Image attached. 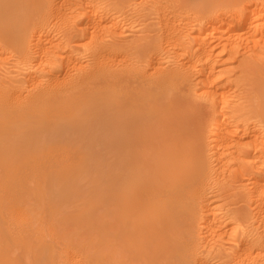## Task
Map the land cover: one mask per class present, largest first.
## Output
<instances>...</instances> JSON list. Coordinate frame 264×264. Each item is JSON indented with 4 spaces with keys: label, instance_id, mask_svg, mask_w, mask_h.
<instances>
[{
    "label": "bare ground",
    "instance_id": "bare-ground-1",
    "mask_svg": "<svg viewBox=\"0 0 264 264\" xmlns=\"http://www.w3.org/2000/svg\"><path fill=\"white\" fill-rule=\"evenodd\" d=\"M137 1H139V0H137ZM146 1L149 3V0H146ZM195 1H196L195 2L196 4H190V3L188 4L189 0H155L152 5L150 4V7H152V9L150 11H147L149 13H145L147 15H144V16L146 17V16L153 15L152 17L155 19V21L158 20V23L160 26H158L157 25L158 23H157L156 28H154L155 25L152 28L153 24H155V22L153 21V24L151 25V27L146 26L142 30L141 29L139 30V31H141V35L140 34L136 35L135 33H133L134 35H133V37H131L132 35L129 36L126 34L127 31H126L125 27L127 25H129L131 22L133 23V21H135V20L132 19L133 21H131L129 24H126L125 27H124L125 24L122 25V23H124V22L127 23L126 21H124L125 19L127 20V17H130L132 13L136 12L135 9L137 7L134 6L135 8H132L133 4L136 2L133 1L132 2L133 4H132L131 0H0L1 19H4V21L10 20L11 22H8L7 23L8 25L10 23H11L10 25H12L14 23V24H16L15 26H17V30L15 29V26L13 28V29H15V34H14L15 35V38H14L15 41L12 40L13 43L16 45L17 50L14 47V48H11L10 52H12V50L13 51L16 50L19 58L21 59L20 60L18 58V60L23 61V63H26L25 65L31 64V63H34V65L35 64H37V65L39 64L40 66L42 65L40 67L41 69L39 71L37 70L38 72L37 71L34 72L37 68H35V70L33 71V68H34V65H33L32 66V72L30 71L31 74L27 70L29 67L26 69L28 74L31 75V77H29L30 79L28 78V75L26 77L30 81H28V79H27V81H25V77H23L24 75H22V77L20 76L26 83L29 82V86L26 85V87H28V89H23L26 91V94H24V95L27 99H30L32 102V100L34 101L35 99L37 100L40 97L42 98V96L44 95V93L46 91H52V89H55V90H57V89L62 90L63 89V91L64 90L65 91L75 90L74 92H76L78 90V88H80L82 86H83L82 88L84 89L85 84L87 87L88 84H90V83L93 84V82H95V80H96V82H99V81H97V79H99L101 81L99 83L101 84L100 88L102 91H99L101 93V94L100 93L99 94L101 96H106V97L109 96V94H111L115 99L114 105L112 108V110H113L112 112L114 113V122L113 123H114V128H115L113 138L111 137L113 147L111 148L112 150L110 149L111 153H108L111 156V158H110L111 159V170L109 169V171H111L110 176L112 177V179L111 178H109V179H111L112 185H113V189H112L113 191L110 190V192L114 193V200H113L114 205H113V209H112V210H114L113 211L114 213L113 214L111 213V215L116 216V222L114 221L116 223V224L114 223L115 224L114 225V232H115L114 235L116 237H113V238H116L117 246H116L115 261L113 259V261L115 262L114 264H126L125 263L126 260L123 261L122 259H120V256L124 255V254H121V251L125 250L124 252L130 254L129 256L131 257V255H134L135 253L139 254L141 252L140 250H142V249L144 250V253H145L146 252L145 251L146 246H147V248H149L148 249L149 251L147 250V252H149V253H147L146 257L148 259V263H151V264H211L208 262L207 257L202 256V254H204L207 251V250L205 251L204 248H203L204 250L201 249L202 246L200 245V241H201V238L204 236V235L202 236V234L208 235L211 233V231H212V233L215 232V234L219 232L218 235L217 234L216 235L219 237V239L221 238V240L224 241L227 238H224V239H222V238L225 236V234L228 235L226 233V229H224V228H228V227L227 226L225 227L224 226L225 224L222 225L220 223V220L222 218L219 220L218 214L221 212H219L217 214L215 210H214L215 212L213 211V208L215 206L213 207L210 204V200L212 199V197H214V198H217L218 196H219L218 198H221L222 196L224 197V194H226L227 192H229L226 194V196H228V197H234V196H236V194L238 195V190H236L237 191L236 194H235V192H231L230 191L231 187L228 189L227 184L231 181L236 182V180H238L239 182H241L243 180L237 179L236 174L235 175L232 174L233 177L231 180V178L228 177V174H230V176H232L231 173L226 174V171L228 169H230V167L232 166V163H234L232 160H234L236 163V161H239L242 157L248 158V156L253 158L252 159L253 165H254V162L256 165V166L254 165L255 166L254 168L256 169L253 172L254 175L251 174V175H253L251 177V175L248 174V177H246L244 179V181H245V184L243 185L244 188L238 187V188L242 189L240 191L242 194L239 193L240 197L236 198V200L233 201L234 202L233 204L235 206L233 208L231 207L227 211H223V212H225V213L222 212V214H224V215H222V214H220V215H222V217L224 216V217L231 218V219H233L232 220L233 222L235 220V221L239 222V224L241 223L244 225V228H243V230L241 229L240 234L238 233V235H232L235 233L234 230L237 231V229L240 226L236 229L235 225H234L235 222L230 223L231 225H233L231 227L232 230L234 227V230H233L234 233H232V234L229 233L228 239H230V240L229 241L226 240V241L229 242V244L230 243L233 244V242H234V245L231 249L226 245L227 246L226 250L229 248L228 249L229 252L231 250L233 251L235 249L238 252H241L240 250H242L243 253L245 252V254H247L248 257H247V255L242 254V252H241V254L244 256L243 260H245V257H247L248 261L246 263L244 261V263H243V260L241 259L243 264H264V147H263L264 146L263 145L264 136H261L263 134L262 132L260 133L258 131L259 134H261V135L254 134L252 132L258 126H256L255 129H254V127L252 128V126H251V129H254V130L250 131V129L244 128V127H246L245 125H243L242 126L243 128H242L241 126H239L238 122H236L237 124L235 123V119H236V115H237L236 112L234 113L235 107L231 108L232 106H230L229 102H232V101L231 100L227 101V100H229V98L231 99V97H233V94L235 96V93L237 90L236 91L234 90L235 93H232V90L235 88L231 87L232 89H230V91H231L230 94L231 93L232 94L228 98V95H229L228 89L230 87H226L225 85L229 86V84H224V85H223V83L221 84L220 80L223 77H221V78L218 77V76H221L220 74L224 70H222V71L220 70V72H219L220 74H217L216 71H218V69L216 70L217 64H215L216 62H218V60L215 61L216 56L219 55L218 51H221L220 54L222 52L223 53L228 52L227 55H230L232 57L235 55V57H236L237 54H239V56L242 55L241 51H243V52L249 51V50H247V47H248V49L250 48V46H248V45H250V43H252L253 46L254 45L257 46L259 43H261V41L264 40V0H195ZM142 2H143V0H142ZM150 2H153V0ZM45 4L47 5V8H48L47 11H49V12L48 13L45 12V14H42L43 10L46 8ZM144 4H147V3H144ZM146 6H149V5H145V9L147 10ZM150 7H149V9H150ZM139 10L141 11L140 8H139ZM139 10L137 12H140ZM142 12H144L143 9H142ZM135 14H133V15H135ZM139 14H137L138 17H140L142 13L140 15ZM50 16L53 17L54 20L61 21V25H62V23L65 24V22L67 24L69 23V28H68L69 31L64 30L65 35H67L65 37L69 36L68 39H66V38L62 39L63 37H61V35H62V31H61V32H59L61 34V35H59L60 37L57 38V36H56V38L57 39L60 38V40H58L56 42L55 38L50 39L49 41L53 40V41H55V43H52L53 42L52 41L51 43H49L47 45L46 40H48V39L45 38L46 39L45 40L46 42H45L44 36H43L44 35L43 33L47 32V31H45V32H43V31L45 30L46 27H48V24H50L52 26V23H49L50 18H51ZM133 17H131V18H133ZM143 19L145 20V18H143ZM154 19H152V20H154ZM147 20H148V17H147ZM192 20H195V21L197 20V24L194 23L196 25V27L194 26L195 28L192 31H189L188 27H189L190 23L192 22ZM59 23L60 22H58L57 24H59ZM3 24H5V22ZM67 24H66V27L68 26ZM131 24H130V26H131ZM191 25H192V23H191ZM191 25H190V27H191ZM76 26L78 28L77 31L80 32V34L82 36L84 35L85 38L86 37L89 38V40L88 39L84 40V38L83 39L81 38L84 41V43H85V41L87 42V40L89 41L88 43H86L88 48L87 49L85 48V50L89 49V52H87V53H89L88 56L90 55V59L87 61L86 60L84 61V59L86 58V55H87V53H86V51H84V49H83V51L86 53L85 56L82 55L84 57V59L79 58V56H78L79 53H78V55L76 54L77 56L71 55L72 52L69 53L71 51L72 47L77 45L78 40H80V39H78L77 41L75 40V43H74V40L73 41L71 40L74 36H76V35H73V33L76 31L75 28H74L75 31H73V27H76ZM134 26H136V25H134ZM58 27H59V25H57V28ZM63 27L65 29V26H63ZM129 27L127 29H129ZM57 28L55 27V30L63 29V28H58V29ZM133 28H135V27H132V29ZM2 29H4V27ZM6 29L7 28H5L4 31H6ZM9 29H8V31H9ZM53 29H54V27H53ZM46 30H47V28H46ZM12 31L13 30H11L9 32H12ZM54 31H53V33H54ZM55 32H57V31H55ZM132 32H134V31H132ZM136 33H137V31H136ZM138 33H140V32H138ZM54 34H56V33H54ZM49 35H47V37ZM51 36H54V35H52V33H51L49 38H53ZM7 37H9V34L7 35ZM11 38H13V37H11ZM3 40H5V39H3ZM10 40L11 39H8L9 42H10ZM139 40H143L142 44L144 43V45L139 44V42H138ZM164 41L167 43V45L164 44ZM136 42H138V44ZM78 44L80 45L81 42H78ZM3 45H5V44H3L0 41V53H2V51L5 49L4 48L5 46H3ZM79 45L75 46L74 49L78 47L77 48L78 51L82 50V48L79 49L80 48ZM9 46H7L8 49H9ZM215 49L218 50L217 51L218 54L216 56L214 55ZM254 49H253V51H254ZM4 51H6V49ZM73 51H75V50H73ZM7 52H9V51H7ZM3 53L5 55H7L5 52H3ZM3 53L1 55L5 56ZM14 53L17 54L16 52H14ZM14 53H13V55H14ZM246 54H247V52H246ZM8 55H10V54L8 53ZM13 55H11V56H13ZM165 55H166V57H165ZM168 55L169 56L170 55L183 56L184 60H185L184 62L182 61L183 66L178 64V66H176V67H171V68L169 67L168 68L165 65L166 62L164 63L165 58L169 59L167 57ZM230 56H227V57H229V59L227 58V61L232 58ZM9 58H10V56H9ZM15 58L17 59V57H15ZM237 58H238V56L236 57V59ZM91 59H97L96 60L97 65L93 66L95 60L93 61L92 65H91V63L89 62ZM170 60H173V59H170ZM223 60H224V58H223ZM225 60H226V58H225ZM4 62L6 63V61H4ZM243 62L241 63V64H243L241 67L244 68L243 70H244V72H246V74L244 72H242L243 75L244 74L246 75L245 78H243L245 80L236 83V85L238 86L239 83L242 85L243 82H244V84L247 82L248 85H252V87L255 90V87L253 86L255 84L256 90L258 92L257 94H259V97L261 98L260 105L259 104L258 105L262 106V108L260 107L261 109L258 108L259 109L258 115H255V116H256V118L259 116L261 118V120L264 121V71L262 73L260 71H257L258 69L254 70L251 67V65L247 64L246 61L243 60ZM169 63L171 64L172 61ZM19 64H21V62ZM19 64L17 63L18 70L21 69L19 67L22 66V65L19 66ZM174 64H176V63L174 62ZM27 66H23V67L26 68ZM2 67L4 68V66H2ZM2 70H4V69H2ZM22 70H20V71L22 72ZM225 71H227V70H225ZM240 71H241V69H240ZM24 72H26V71H24ZM0 73H2V71H0ZM242 73L240 72V75ZM12 74H14V72ZM23 74H25V73H23ZM16 75H17V73H16ZM222 75L224 76L225 74H222ZM10 76H9V78H10ZM25 76H26V74H25ZM0 77H2V76H0ZM7 77H8V75H7ZM14 77H12V78H14ZM20 77H19V79H20ZM12 78H11V81H12ZM240 78H238L239 79L238 81L242 80V78L241 79ZM2 79L0 78V95H1V98H2V95L4 96L3 99L5 101L4 100H3V102H1L2 100L0 101V136L3 135V137H6L5 138L6 140L5 139L3 140L5 144L4 143L3 144H4V148L6 147L7 151H4V148H3V152L0 153V158H1V160L6 161V163L8 162L10 164L11 163L15 164V167H13V168H16L17 164L14 163V160L18 161L19 159H17V157L18 156L20 157L21 155H17L16 158L14 156L15 159H13V157L9 159L7 157H10V155L9 154L7 155L6 152H12V154L14 153L13 155L21 153V151L19 153H17V152L19 151V149H21L23 147L22 146L21 148H19V146H21V144L24 143V142H22L24 139L21 141V144H19V140L24 138L25 137L24 135L27 134L26 132L28 130V127L26 125L30 124L31 122H42L43 119H39V118L44 117L45 113L43 114V112H40V113H42L40 115L36 112L37 117L34 114L35 112L34 113L33 112L30 113V111H29V113L26 112L28 109L25 111L26 113H24V110H23L24 106H22V105H24V103L27 102L28 100L25 101L23 99V103L21 104L22 100L20 102L19 99H17L19 101L20 105H18L19 103L17 104V102H16L17 108L14 105L13 109L17 110L19 106L20 107L22 106L23 112L20 111L19 113L17 112L18 114H12V115H14V117H12L9 113L11 111V109H10V111H8V105H10L9 108H11V104H12L11 102H13L14 99L12 101H9L10 99L7 100V98H9V97L12 98L11 95L14 96V94L17 95L14 98H18V96H22L23 92H22V88L20 87V86H22V84L21 85H14L15 83H9L10 81L7 82L8 78H6V81H4ZM194 79L196 82L194 81ZM16 81H19V80H16ZM12 82H15V81L13 80ZM16 83H18V82H16ZM192 83H195L193 89H192L193 85L191 87ZM249 83H253V84H249ZM98 86H100V85H98ZM246 86H247V84H246ZM246 86L244 85L242 87V89L243 88L249 89ZM11 88H15V89H11ZM100 88H99V90H100ZM20 89H21V91L18 93V91ZM49 89H51V90H49ZM90 89H92V88H90ZM246 89H244V90H246ZM10 90H11V92H9ZM55 90H53V92H56ZM191 90H194L193 94H192ZM254 90H250L249 92L254 91ZM81 91L82 90H80V92ZM240 91H242V90H239L238 92H240ZM53 92H49V93H53ZM95 92H96V94L98 93L97 91H94V93ZM247 92L246 91L244 92L245 97L248 95ZM9 93H11V95ZM65 93H67V92H65ZM68 93H70V92H68ZM84 93L85 92H83L82 94H84ZM46 94L48 95V93H46ZM56 94H58V92ZM82 94H81V96H82ZM50 96H51V94H50ZM194 96L201 99L202 102H196L195 101L196 99H194ZM238 96L239 95H237V97ZM251 96H253V95H251ZM251 96L249 95L250 98H251ZM83 97H84V95H83ZM91 97H92V95H91ZM243 97L241 99H246L245 101L248 100L247 99L248 97H246V98H243ZM41 98H40V100H42ZM62 98H65V97L63 96ZM72 98H73V96H72ZM72 98L70 100H72ZM256 98H258V96ZM65 99H63V100L66 101ZM44 100H46V98ZM54 100H56V99H53V101ZM59 100H61V99L59 98ZM80 100H81V98H80ZM91 100H92V98H91ZM100 100H102V99H100ZM100 100L98 99L99 102H101ZM109 100L111 101V99H109ZM257 100H259V99H257ZM29 101L27 103H31ZM75 101L79 102L78 99ZM87 101H89V100H87ZM98 101L96 100L97 104L99 103ZM107 101H108V99H107ZM44 102L45 101H43V103ZM51 102H52V100H51ZM70 102H72V101H70ZM56 103L57 102H55V104ZM60 103H63V102H60ZM93 103L96 104L95 102H91V104H93ZM104 103L108 104L107 102H102L101 105L103 106ZM112 103H113V101H112ZM47 104H49V103H47ZM72 104H74V103H72ZM75 104H78V103H75ZM85 104H88V103L86 102ZM246 104H248V102ZM255 104H257V103H255ZM43 105H46V103L42 104V106L39 107V109L42 108ZM52 105L53 104H51V106ZM56 105L59 106L60 104L59 105L56 104ZM63 105L64 104H62V106ZM88 105H90V103ZM206 105H208V106L210 105V108L211 107H213V108L218 107V110H216L215 112L211 110L214 113V116H213L211 121H210L211 118L209 120H207L208 122L206 121V119H204V121H206L207 123H205L203 121L204 117L201 118V114H202L201 110H203L202 108H204ZM35 106H38V105H35ZM105 106H103V107H105ZM60 107H57V108L61 109ZM76 107H78V106H76ZM76 107H74V108H76ZM89 107H86V108H89ZM110 107H111V105H110ZM35 108H37V107H35ZM80 108H81V106H80ZM82 108H83V106H82ZM86 108H84V109H86ZM92 108L94 109L96 107H94L92 105V107L89 109H92ZM236 108L238 109V111H239V109L242 110V108H240V107L238 108L236 106ZM47 109H49V108H47ZM63 109L64 108H62V110ZM100 110H102L104 112L103 109H100ZM78 111H80V110H78ZM96 111H98L97 108L95 110V113H96ZM239 112L238 113L241 114V116L243 115V117H245L244 112H241V111H239ZM81 113H83V112H81ZM100 113H102V112L100 111ZM49 114H51V112ZM49 114H48V116H49ZM98 114H99V112L96 113V116ZM239 114L237 115V117L242 118L239 116ZM54 115H56V114H54ZM59 115L64 117V113H62V115L61 114H59ZM94 116H93V119H94ZM202 116H203V114H202ZM249 116L251 117V114ZM45 117H47V114ZM53 118H55V117H53ZM57 118H59V117L57 116ZM66 118L68 119V116L65 117L63 121H65ZM70 118H71V116H70ZM86 118H84L83 120H85ZM245 118H248V117H245ZM245 118H242V119H244V120H246V122H248L247 119H245ZM49 119H51V117ZM79 119L80 118H78L76 120L74 119V120L78 121ZM87 119L91 120V117L90 118L88 117ZM13 120L17 121V122L15 123ZM47 120H48V118H47ZM47 120H46V122H47ZM110 120H112V119H110ZM244 120H243V122H244ZM80 121H82V120H80ZM209 121H210V123H209ZM239 121L241 123L240 119H239ZM103 122H105V121H103ZM246 122H245V124L246 125L248 124L247 126L250 127V125H249L250 123H246ZM52 123H54V122H52ZM52 123H50V124L52 125ZM82 123H83V121H82ZM87 123H88V121H87ZM259 123H260V121H259ZM259 123H258V125H259ZM55 124H56V120H55ZM63 124H65V123H62L61 127H63ZM89 124H91V123H89ZM252 124L253 123H251V125ZM66 125H68V124H66ZM106 125H107V123H106ZM106 125H104V126H106ZM255 125H257V124H255ZM84 128H85V126H84ZM95 128H96V126H95ZM259 128L261 129V127H259ZM259 128L256 129L255 131L260 130ZM38 129L40 131V128H38ZM47 129H48V126H47ZM54 129H56V127ZM64 129H66V128H64ZM109 129H111V128H109ZM262 129L260 131H262ZM37 130L35 131L33 129H31V130L29 129V131H31V132L32 131L37 132ZM43 130L45 131V129L42 128L41 134H43V133L46 134V132L42 133ZM82 130H83V128L81 127V131ZM24 131H25V133L23 134L22 132H24ZM78 131H80V129ZM93 132H95V131H93ZM263 132H264V130H263ZM78 133L79 132H77V134ZM80 133L82 134V132H80ZM91 133H92V131H91ZM255 133H257V132H255ZM21 134L24 137L21 136ZM29 134H27V135H29ZM37 134H38V132H37ZM72 134H74V133H72ZM30 135L32 137H33V135L36 136L34 133H33V135L32 134H30ZM50 135H51V133H50ZM93 135L95 136V139H96L97 135H95V133L94 134L92 133V136ZM56 136H57V134H56ZM69 137H67V138H69ZM81 137H83V136L81 135ZM89 137H91V136L89 135ZM106 137H109V136H106ZM261 137H263L262 140H261ZM26 138L30 140L27 142H31L32 138L30 136H29V138L26 136ZM57 138L59 139L60 137L57 136ZM93 139H94V137L92 138V140ZM95 139L93 141H91V143L94 142ZM39 140H41V139H39ZM49 141H47V143ZM56 141H57V139H56ZM40 142H42V141H40ZM50 143H51L50 145H52V146L55 145V144H52L53 141ZM60 143H61V141H60ZM77 143H79V142L77 141ZM84 143H85V141H84ZM95 143H96V141H95ZM27 144H25V146ZM99 144L101 145V143H99ZM30 145H31V143H30ZM65 145H67V144H65ZM71 145H69V146H71ZM75 145H77V144H75ZM109 145H111V144H109ZM29 146H27V147H29ZM69 146H66V147L68 148ZM92 146H93V144H92ZM0 147H1V145H0ZM36 147H38L37 144H36ZM49 147H51V146H49ZM62 147H63V145H62ZM95 147H96V144H95ZM42 148L44 151V146ZM75 148H76V146H75ZM0 149L2 150V147ZM28 149L30 150L31 148H28ZM39 149H40V147H39ZM48 149L50 150V148H48ZM26 150L27 149L25 148V151ZM234 151H235L236 156L234 154ZM51 152H52V150H51ZM54 152H56V151H54ZM45 153L46 152L44 151V154ZM76 153H78V152L76 151ZM76 153L75 152L73 153L74 156L76 155ZM232 153L234 155V158L233 157H232V159L228 158V156ZM34 154L36 155V152ZM48 154H50V152ZM84 154L82 153L81 155H84ZM58 155H59V153H58ZM103 155H104V153H103ZM27 156H26V158H27ZM71 156H72V158L76 157V156L73 157V155L69 154L68 156L66 155V158H68V160H69V158ZM85 156L86 155H84V157ZM38 157H39V155H38ZM41 157H40V159H41ZM55 157L56 156L54 154V158ZM102 157H104V159L101 161V165L98 164L97 166H100V167L102 166V168H103L108 163H106V158H107L106 155L102 156ZM22 158H24V157H22ZM28 158H27V160H28ZM30 158H32V157H30ZM61 158H62V160L64 159L65 161H67L62 156H61ZM247 158L243 159L244 160L242 162L243 165L245 164L244 162L247 161ZM34 159H36V156ZM50 159H52V158H50ZM50 159H48V160H50ZM81 159H82V157H81ZM230 159H231V161H230ZM242 159L240 160V162L242 161ZM38 160L39 159L37 158V161ZM82 160L84 163L86 162V160L84 161V158ZM250 160H251V158H250ZM33 161L35 163V160H33ZM228 161L231 162V165L229 164ZM248 161H249V158H248ZM57 162H61V161L58 160ZM83 162L80 161L78 163L81 164ZM29 164H30V162H29ZM35 164H37V163H35ZM40 164H41V162H40ZM52 164H54V163H52ZM67 164L68 163H66V165ZM73 164L71 165L73 170L69 169V168H71V167H68L69 164L67 165V167L69 169V170H67V174L65 171H64L65 174L63 173L66 176V178H67V176H68V178L70 176V175H68V172L71 174V171L72 172L74 171L75 166L73 167ZM79 164H78V167H79ZM83 164H81V166ZM228 164L230 165V167L226 170L225 166L227 165V167H228L229 166ZM21 165H23V164H21ZM240 165L238 166L237 171L239 168L242 167ZM7 166H9V165H7ZM39 166H42V165H39ZM46 166H47V164H46ZM62 166L63 165H61L60 167H62ZM2 167H3V164H2V166H0V170H1L0 173L4 174L6 171L3 172L5 169L3 170ZM60 167H58V168H60ZM67 167L64 166L62 168L66 170ZM85 167H86V165H85ZM217 167L220 170H222L223 167H225L224 168L226 170V171H224L225 174H224V172H222V174L226 175L228 177L227 179H226V177L224 178V176H221V179H220L219 176L222 174H220V175L217 174V175H219V176H217L219 178L215 177L216 175L214 176V174H215L214 170H217ZM34 168H35V166H34ZM81 168H80V170H81ZM88 168H86V169H88ZM251 168H253V166ZM22 169L24 171H26L23 167H22ZM243 169H241V170L239 169V171H241V172H239L240 176L245 171V170L242 171ZM27 170H28V168H27ZM219 171H218V173H221ZM35 172H38V171H35ZM228 172H230V171H228ZM29 173H31V172H28L27 174H29ZM32 173H33V171H32ZM56 173H57V171H56ZM58 174H59V172H58ZM77 174H78V172H77ZM82 174H83V172H82ZM86 174H87V170H86ZM99 174H101V176H102V173H99ZM106 174L107 173L104 172L103 178L101 177L103 182L106 181V179H105ZM24 175H22V176H24ZM50 175H52V174L50 173ZM54 175H56V174H54ZM3 176H5V175H3ZM62 176L58 175L57 177L59 179H56V180L60 181V180L64 179V178H62ZM76 176H74V178ZM240 176H238V178ZM25 177H27V176H25ZM94 177H99V176L95 175ZM243 177H245L244 174H243ZM15 178H17L16 173H14V177H9L8 181L6 180L3 182V179H1V178L0 179L4 185L6 183L5 187L7 189L10 186L15 187V186H17V184L20 185V183H18V180ZM27 178L29 179L30 177H27ZM46 178H48V175L46 176ZM229 178H230V180H228ZM241 178H242V176H241ZM67 179L63 180L64 184H62V186L60 184H57L60 186V189H62L61 187H63V185L65 186L67 184L66 183ZM76 179H78V178H76ZM94 179L95 178L92 179L93 184L95 182ZM101 179H99V180L101 181ZM32 180H34V179H32ZM53 180H55V179H53ZM68 180L71 181L70 179H68ZM72 180H73V176H72ZM9 181L11 182V185L8 186L7 183H9ZM21 181H23V180H21ZM29 181H30V179H29ZM63 181H62V183H63ZM74 181H75V179H74ZM107 181H108V178H107ZM19 182H20V180H19ZM55 182H57V181H55ZM235 182H231V183L234 184ZM25 183H26V181H24V184L22 182V184L24 186H25ZM30 183H32V181H30ZM44 183L45 182H43V184ZM50 183L52 184L53 181ZM95 183H97V180ZM0 184H1V182H0ZM22 184H21V187H22ZM43 184H41V185H43ZM35 185H37V180H36ZM35 185L33 184L32 187H34ZM98 185H101V184H98ZM24 186H23V188L25 189L26 187H24ZM46 186H47V183H46ZM32 187H30V188H32ZM73 187L74 186H72V189H73ZM76 187H77V181H76ZM94 187H92V189ZM232 187H234V186H232ZM2 188H1V190H2ZM11 188H9V189L11 190ZM20 188H17V189H20ZM43 188H45V187H43ZM79 188L80 187H78L77 190ZM100 188L101 187H99L98 189L100 190ZM102 188L104 189V187H102ZM9 189H7V191H9ZM26 189H28V188H26ZM33 189H35V188H33ZM33 189H32V191L35 194L36 192H34ZM39 189H40V187H39ZM72 189L70 188V191ZM3 190H4V188H3ZM23 190H21V191H23ZM63 190H64V187H63ZM65 190H64L63 194L65 193ZM95 190H92V191H95ZM7 191L4 192L3 194L13 192L12 194L10 193V197L13 196L11 198L12 199L11 202H14V203L17 201V199L20 200V198H23L24 196H26L28 198L32 194V192H31V194H29L28 192L31 190H28V192H25V191L24 192H25V194L27 193V195L29 194V196L24 195V193H23L22 194L23 196L20 194V196H21L20 197L19 193L21 191L20 192L16 191L17 193H15V189L13 191L12 190L9 192H7ZM40 191L44 192V189H42ZM81 191H80V193H81ZM61 192L62 191H60V193ZM110 192H109V194H110ZM41 193L42 192H40L39 195H41ZM57 193H59V192L56 191V194ZM76 193H78V192H76ZM89 193H88V195H89ZM91 193H93V192H91ZM72 194L74 196V193H72ZM68 195H69V192H68ZM88 195L86 197L84 196L83 198H87ZM97 195L98 194H96V196ZM108 195L105 194L104 196L107 197ZM231 195H234V196H231ZM3 196H5V195H3ZM76 196H77V194H76ZM76 196H75V198H76ZM90 196H92V195H90ZM104 196H103V198H104ZM8 197H9V194H8L7 198L5 196L4 197L5 199L4 198L3 199L5 201H8V199H10V197L9 198ZM26 197H24L25 199L24 198L22 199V200H24L23 202L28 201V200H26L27 199ZM79 197H81V195ZM228 197H226V199ZM31 198H32V200H30L31 202L37 201L36 197H35L36 200H35V198L33 200L32 196H31ZM31 198H29V199H31ZM70 198H73V197L71 196ZM70 198H69V200H70ZM99 198H101L100 195H99L98 199ZM103 198H101V199H103ZM13 199H14V201H13ZM87 199H89V198H87ZM64 200H67V197ZM95 200H96V198H95ZM18 201L14 204L15 206L13 205L14 208L12 206L13 203L10 205L8 204L9 206L8 205L7 206L9 207V209H10V207L13 209H16L18 207L20 209L19 203L21 200L19 201V203H18ZM44 201H46V199L43 200V202ZM79 201H77V202H79ZM96 201H98V200H96ZM9 202H4V204L9 203ZM102 202L103 201L99 200L98 203H96V204H99V203L101 204ZM229 202H232V201L230 200ZM241 202H244V204ZM1 203L2 202H0V204ZM20 204H22V203H20ZM83 204H85V199H84V202L81 204V206ZM228 204H230L229 206H232L231 203H228ZM29 205L27 203H23L22 204L23 208L21 206L23 211H21V209H20L21 213L23 214V212H24V214L26 216L24 214L23 215L26 218L28 216H31L33 213L34 217H32V216L31 217L36 218V216L34 214L36 212L39 213V211L41 209L39 210L37 207L35 208V206H40V205L42 206V203L39 205V201H38L37 204H34V206L31 204V206L34 207L33 210L34 209L39 210V211H36L35 213L33 212L32 207L30 209ZM58 205L60 206V203ZM62 205H65V202L64 203L62 202ZM2 206L5 207L6 205H2ZM52 206H53V204H52ZM74 206H75V204H74ZM85 206H87V204ZM85 206L82 209L84 210V208H85L87 211L88 208H86ZM94 206H96V205H94ZM0 207H1V205H0ZM53 207H55V206H53ZM61 207L62 206H60L59 210L61 209ZM77 207L79 208L80 206H77ZM99 207H102V205L101 206L98 205V207L96 208V212H91V209L89 210V213L84 212L85 216L89 215L91 213H95V216H97V214L99 213V212H97V209ZM105 207H106V205H105ZM105 207H104V209H106ZM6 208L7 207H5V209ZM39 208H41V207H39ZM111 208H112V206H111ZM3 209L4 208L2 207V210ZM9 209L7 208L6 211H8ZM13 209H11V212H9V213L4 212L5 210L3 211L5 213V216H8V217L10 216L9 220H11L10 219L11 215L14 214L15 212L20 214L19 213L20 211H18V210H16L15 212L13 211L14 212L13 213L12 212ZM214 209H216V208H214ZM42 210H45V208ZM52 210H54V212H55L54 208ZM59 210H58V212H59ZM68 210H69V207H68ZM222 210L223 209H221V211ZM98 211H99V209H98ZM100 211H101L100 213L102 214V210H100ZM217 211H219V210L217 209ZM44 212L47 214L48 211L47 212L44 211ZM71 212H72V210H71ZM7 213L8 214L12 213V214L8 215ZM16 213H15V215H16ZM60 213H61V211H60ZM1 214H3V213H1ZM49 214H48V216H49ZM54 214H56V212ZM54 214H53V216H54ZM61 214H60V216L64 215V214H62V215ZM69 214H71V213H69ZM69 214L67 216H70ZM72 214H73V212H72ZM75 214H77V213H75ZM101 214L99 215V216H101L100 219L103 218L102 217L103 214L102 215ZM40 215L42 216V214H40ZM109 215L110 214H108L107 216H109ZM17 216H19L18 218L21 217V215H17ZM24 216H22V217L24 218ZM48 216H46V218ZM74 216L72 215L71 216L72 218L71 217H68V218L65 217V218L70 219V221L73 222L74 218H76V216L75 217ZM12 217L13 218L15 217L16 219H18L14 215ZM57 217H58L57 215H56V219H54L52 217V219H54L53 221H55V220L58 221ZM2 218H0V220ZM15 218L12 220L15 221L14 222L15 224L18 223V224H16L17 226H22L23 223H25V225H26V222L25 221L23 222V220H29V221H27V225H28V223L30 224V222H31V220H30L31 218H29V219L28 218L27 219L21 218L22 220H20V221L22 224L19 225L20 224L19 219L16 220ZM89 218H88V220H92V217H91V219H89ZM97 218L98 217L94 218L95 220L94 219L92 220V221H94L93 224H95L94 225L95 228L97 226H99L98 222H101L99 220H96ZM37 219H39V216ZM41 219L42 218H40V220ZM52 219H50V220L52 221ZM63 219H64V217H63ZM107 219H103V221L108 222ZM223 219H225V218H223ZM33 220H35V219H33ZM45 220L46 219L43 217V221H42L43 225L42 226L45 229L47 228V226H48V228H50V225H48V224H47V226L45 225V223H48L49 218H47L46 222H45ZM59 220H60L59 225H61L64 221L62 220V218H59ZM61 220L63 221L62 223H60ZM1 221H0V226L2 223ZM16 221H18V222H16ZM84 221H85V219H84ZM84 221L83 222L81 221L83 223V225H84ZM92 221H88V222H92ZM223 221L226 222L225 220H223ZM34 222H36V221H34ZM65 222H66V220H65ZM76 222H77V220H76ZM76 222H74V223L76 224ZM78 222H80V221H78ZM111 222H108V223L111 224ZM8 223L9 222H7L6 224H8ZM54 223L55 222H52L50 224L54 225ZM69 223L72 224L71 222H69ZM69 223L66 222L64 224V225H66V228L61 227L62 225L59 227L58 223H55V226L56 225L58 226L57 228L55 227L57 230L55 228H53L54 227L53 225H51V228H50L51 230H49V231L52 232L53 234L55 233L53 231H57L58 234H56V233L55 234L58 236L57 238L59 239V241L62 239H63V241H64V239L66 241L65 237L71 236L72 238L70 240L74 239L73 241H71V243H72V247L74 246L73 248L75 251V249L78 248V245L80 246V244H81L80 242H83V241L82 240L78 241L80 244L75 241L77 239V238L75 239L76 236L73 237L75 232L73 235H69V234H68V236L65 235L67 232L66 229L72 228V227L67 228V225L71 226V225H69ZM255 223H257V225H259V226H254ZM4 224H5V222H4ZM4 224L2 223L3 226H4ZM110 224L109 225L106 224V225H108V227H109ZM112 224H111V228L113 227ZM237 224H236V227H237ZM32 225H33V223L30 224V227ZM78 225L79 224H77V227H79ZM90 225H91V227L94 228V226L92 224H90ZM101 225L99 226V229L101 228ZM226 225H227V223H226ZM3 226L1 227L2 230H4V228H6V225L4 226V228H3ZM9 226H7L8 229H10L12 227V225L10 228H9ZM228 226L230 227L229 224H228ZM25 227H28V226H25ZM25 227H24V229H25ZM36 227H38V225ZM73 227L75 228L76 226H73ZM80 227H82V225ZM18 228L19 227H17V229ZM31 228H30V232H33L34 230L31 231L32 230ZM58 228H63L65 231L63 232V229L58 231L59 230ZM84 228L85 227L83 226V230H87ZM102 228L104 229V227H102ZM149 228L151 229L150 233L152 234V236L150 237V240L148 239L149 241L146 240L148 243L145 242V244H144V238H143L144 236L142 237V235H139L137 232L144 231V230H150ZM215 228H217V229H215ZM241 228H242V226H241ZM20 229H22V228L20 227ZM33 229H36V228H33ZM37 229H36V232L38 231ZM103 229L99 230V232H101ZM109 229H110V227H109ZM223 229L225 231L224 233L222 232ZM2 230H0V231H2ZM71 230L74 231V229H71ZM105 230H107V231H104V233L107 232L105 234H108L109 230L107 228ZM112 230H113V228H112ZM232 230L227 229L228 232L232 231ZM61 231L63 232L62 234L60 233ZM95 231H96V229H95ZM134 231H136L138 236L136 235V237H135L134 235H132ZM2 232L5 233V230ZM17 232L18 231H16L15 233H17ZM23 232H24V230L22 231V234L23 235L25 234V238H26V235H27L26 232H28V231H26L25 233H23ZM43 232H42V234H43ZM47 232L48 231L44 232V234H46ZM50 232H48V233H50ZM68 232H71V231L69 230ZM77 232H76V234H77ZM79 232H81V229L79 230ZM84 232H83L84 236H86L85 234L87 231H84ZM112 232H111V234L114 233V232L113 233ZM18 233H21L20 230ZM52 233H50L49 235H51ZM72 233L73 232H71V234ZM94 233L98 234L97 232H94ZM102 233L98 235V238H99V236L100 237L102 236ZM5 234L4 235L2 234V236L8 237L10 235V232H9V234H6V235ZM33 234H34V232H33ZM40 234H39V236H41ZM63 234L65 237L62 236ZM12 235H14V234H12ZM18 235H20V234H18ZM47 235L48 234H46L45 236H47ZM90 235H91L90 239H92L91 243H93L96 240H94L92 237L97 238V236H94V234L92 235L91 233H90ZM28 236L30 237L29 232H28L27 238H28ZM59 236H61L63 238L61 239V237H59ZM77 236H78V234H77ZM87 236H88V232H87ZM149 236L150 235H148L147 237H149ZM3 237H1V234H0V239ZM31 237H32V235H31ZM50 237H52V235ZM104 237H110V236H104L103 235L101 237V239L103 238L102 241L100 238H99L100 240H98V241H101V243H102L104 240ZM11 238H12V236H11ZM15 238H17V235ZM15 238L12 239L14 242H15ZM25 238L23 236V239L25 241L31 240V239L27 240V238L26 239ZM38 238L40 239V237H38ZM43 238H44V236H43ZM45 238L49 239L48 236ZM52 238H50V239H52ZM57 238L54 236L55 240H58ZM79 238H80V236H79ZM204 238H205V236H204ZM208 238L209 237H207V240H208ZM54 239H52V241ZM80 239H82V237ZM86 239H88V237ZM1 240L3 241V239H1ZM1 240H0V244L2 243ZM4 240H5V238H4ZM49 240H48V242H49ZM55 240L53 241L54 243H55ZM105 240L108 241V239H105ZM205 240H203V241L207 242V240L206 241ZM213 240H214V238H213ZM221 240H216V241L217 242L220 241L219 243L221 245V242H222ZM45 241H47V240H45ZM59 241L57 242V246H58V248L59 247L61 248V246L58 245ZM212 241L210 240V242L207 243L208 245L207 244L206 245L209 246ZM4 242L1 245L9 244V243H4ZM6 242H7V240H6ZM61 242L62 241H60V243ZM108 242L111 243L110 241H108ZM112 242H114V240H112ZM213 242H215V241H213ZM26 243H25V245H26ZM67 243H68V241H67ZM104 243H106V242H104ZM133 243L137 245L140 252L136 251L134 249L135 247L133 246ZM14 244H16V243H14ZM20 244H21V242H20ZM20 244H19V246H20ZM27 244L29 245V243H27ZM39 244H40V242H39ZM211 244H213V246H214V243H211ZM13 245L11 247H14ZM32 245L30 244L31 247H32ZM54 245L52 247H54ZM69 245L70 244H68L66 246V244L62 242V246H64L65 249H63L61 251L62 252H64L65 250L67 251V249H66L67 247L70 249L71 246L69 247ZM33 246H35V244ZM57 246H55V247H57ZM92 246H91V248L93 250ZM217 246H219V245H217ZM224 246H225V244H224ZM224 246L223 247L220 246L222 249L219 248L220 250H222V252L224 251L223 250ZM1 247L3 248V246H0V249H1ZM11 247H9V248H11ZM41 247H43V245L40 246L39 248L41 249ZM46 247H48V246H46ZM88 247H90V245H88ZM29 248H28V250H29ZM36 248L37 247H35L34 250H36ZM60 248H59V250H60ZM73 248H71V249H73ZM81 248H83V250H84V247H81ZM81 248L77 249L76 252L78 253V251H80ZM110 248H113V247L111 246ZM212 248L213 247L211 245V249ZM215 248H216V246H214V249ZM3 249H1V251H3ZM6 249H7V251L9 250L8 248H6ZM17 249H20V248H17ZM22 249H25V247L23 246ZM32 249L30 248V250H32ZM40 249H38L36 251H38V253H39ZM55 249L57 250V248H55ZM219 249L217 247V250H219ZM59 250H57V251L59 252ZM94 250H97V249H94ZM106 250L108 251L109 249H106ZM131 250L132 251L134 250L133 251L134 254L131 253ZM143 250H142V252H143ZM159 250H161V253ZM7 251H6L5 255L7 254ZM85 251H87V250H85ZM88 251H89V249H88ZM90 251H89V253L91 254ZM99 251H101V250H99ZM110 251H108L106 253L103 252V256L101 255L102 258L100 257L102 260H100V261H106L107 262V260H108L107 258H109L110 255L108 257H105L104 253L106 255ZM158 251H159V254H158ZM203 251H205V252H203ZM9 252H8V254H9ZM80 252H83V251L81 250ZM80 252H79V254H80ZM231 252L229 255L227 254L228 257H226L225 260L228 261L227 258H229V261L226 264H236V263L239 264V263H241L238 261L241 258V257L238 258V256H240V255H237L238 260H236L235 259L236 254H234L235 252L234 253L233 252L231 253ZM238 252H237V254H240ZM29 253H30V251H29ZM47 253H49V252L47 251ZM53 253L57 254L54 251H53ZM69 253L67 252V254H69ZM72 253H73V251L71 252V254ZM114 253H115V249H114ZM220 253L221 252H219V254ZM10 254H11V252H10ZM13 254L14 253H12V255ZM54 254H53V257L57 256V255L54 256ZM63 254H65V253H63ZM63 254H61V255L63 256ZM82 254H84V253H82ZM97 254H98V252H97ZM209 254H211V253H208L207 256H209ZM223 254L224 253H222V255ZM37 255H35L36 258H39L38 257L39 255L38 256ZM75 255H77V254H74V256ZM80 255H79V257H80ZM141 255L144 256V254H141ZM220 255H219V257H220ZM9 256H11V255H9ZM69 256L68 255L65 256L67 258L64 259L63 264H66L67 261L69 262ZM77 256H76V260H80V258L77 259ZM89 256H92V255H89ZM14 257L15 258H13V260L16 259L17 255ZM85 257L87 258L88 256H85ZM58 258L61 259L63 257H60L58 255ZM81 258H82V256H81ZM103 258H105L107 260H104ZM213 258H214V256H213ZM222 258H223V256H222ZM222 258L217 259V261L220 264L222 263V262H220V261H222ZM23 259H25V258H23ZM138 259H139V257H138ZM141 259L144 260L146 258L144 257V259H143L141 257ZM211 259H212V257H211ZM19 260H21L20 255H19ZM39 260H40V258H39ZM62 260H59V262ZM65 260H67V261H65ZM76 260H74V261L76 262ZM88 260L90 261L89 264L90 263L93 264V259H91L92 261L90 259H88ZM235 260L238 262H235ZM7 261H10V260H7ZM17 261H18V259H17ZM24 261H21L22 263L21 262L20 263L23 264ZM82 261H80L79 263H81ZM100 261L98 264L101 263ZM108 261H110V260H108ZM217 261L215 262V264H218ZM0 262H2V261H0ZM26 262H27V258H26ZM53 262L54 261H51V263H53ZM95 262L97 264L98 261H95ZM146 262L147 261H145V264H146ZM14 263L16 264V261ZM60 263L62 264V262H60ZM70 263H72V262H70ZM84 263H86V261ZM128 263H130V262H128ZM134 263L136 264V262H134ZM6 264H10V263L7 262ZM73 264H75V263L73 262ZM77 264H78V262H77Z\"/></svg>",
    "mask_w": 264,
    "mask_h": 264
},
{
    "label": "rangeland",
    "instance_id": "rangeland-1",
    "mask_svg": "<svg viewBox=\"0 0 264 264\" xmlns=\"http://www.w3.org/2000/svg\"><path fill=\"white\" fill-rule=\"evenodd\" d=\"M136 2V3H132V2ZM150 1H152V0H149V3L145 0H143V2H142V0L140 1H137V0H131V3L133 4V7L132 8H135V7H137L136 9H135V13H132L131 14V16L130 17H127V20L125 19H123L124 21H126L127 23H122V25H124V27L126 26V24H129L131 21H133V20H135V21H133V25L131 24V26H130V24L129 25H127L125 28H126V34L127 35H132L131 37H133V33H135L136 35L137 34H140L141 35V31H139L140 29L142 30L143 28H145L146 26L148 27H151V25L153 24V21L155 22V24H153V26H152V28L154 27V25H155V27L154 28H156V24L158 23V20H156L155 21V19L152 17L153 15H150V16H144V15H147V14H145V13H149V12H147V11H150L151 9H152V7H150V4L152 5L153 3H154V1L155 0H153V2H150ZM99 2V1H98ZM102 2V1H101ZM138 2V3H137ZM196 1L195 0H189V2H188V4L190 3V4H196L195 3ZM140 3V4H139ZM144 3H147V4H144ZM139 7H138V6ZM144 5V6H143ZM145 5H149V6H146V8H147V10L145 9ZM45 6H46V8L43 10V12H42V14H45V12H49V11H47L48 10V8H47V5L45 4ZM135 6V7H134ZM149 7H150V9H149ZM139 8L141 9V11L139 10ZM142 9H143V11L144 12H142ZM145 9V10H144ZM149 9V10H148ZM140 11V12H137V11ZM141 14V16L140 17H138V15L137 14ZM133 14H135V15H133ZM139 14V15H140ZM134 16V17H133ZM51 17V16H50ZM131 17H133V18H131ZM147 17H148V20H147ZM3 18V17H2ZM124 18V17H123ZM130 20H129V19ZM142 18V19H141ZM143 18H145V20L143 19ZM53 19V17H51L50 18V21H49V23H52V26L50 25V24H48V27H46L47 28V30H46V28H45V30L43 31V32H45V31H47L50 35H51V33H52V35H54V36H51V37H53V38H49V34L47 33V32H45V33H43L44 35V41L46 40V39H48V40H46L47 41V45L49 44V43H51L52 41H49L50 39H54L55 38V40H56V42L58 41V40H60V38L59 39H57L58 37H60L59 35H61L59 32H61L62 31V35H61V37H63L62 39H68V37H65V36H67V35H65V31L64 30H68V28H69V23L67 24L66 22H65V24L64 23H62V25L63 26H65V29H64V27L61 25V21H58V20H52ZM133 19V20H132ZM152 19H154V20H152ZM0 41L3 43V44H5V45H3V46H5L4 48L6 49V51H2V53L3 52H5L7 55H5L4 53V55L5 56H3V55H1L2 53H0V57L2 58H0L1 60H0V67L2 68V69H4V70H2L1 68H0V71H2V73H0V76H2V77H0L2 80H4V81H6V78H8L7 79V82H9V83H15L14 85H21L22 84V86H20L21 88H22V92H23V94H22V96H18V98H14L15 96H17V95H15L14 94V96L13 95H11V93H9L10 95H11V97L12 98H10L9 96V98H7V100H9V101H12L13 99V102H11L12 104H11V108H9L10 107V105H8V111H10V109H11V111L9 112L10 113V115L12 116V117H14V115H12V114H18L20 111H22L23 112V110H24V113H26V112H28L29 113V111H30V113H34L35 114V116L37 115V113L38 114H42V113H40V112H43V114L45 113V116H46V114H47V117H42V118H39V119H43V121L42 122H31L30 124H28V125H26L27 127H28V130H27V134H32L33 135V133L36 135L37 134V132H38V134L36 135V136H34L33 135V137L29 134V135H22L21 134V136H23L24 138H22V139H20L19 140V144H21V141L22 142H24L23 144H21V146H19V148H21L22 146V148L21 149H19V151L17 152V153H19L20 151H21V153H19V154H15V155H13L12 154V152H6L7 153V155L9 154L10 155V157H7V158H12L13 157V159H15L16 157H17V155H21L19 158L17 157V159H19L18 161L17 160H14V163H16L17 165V167L16 168H13V167H15V164H13V163H6V161H3V160H1V158H0V166H2V164H3V172H5L4 174L3 173H0V178L1 179H3V182L4 181H8L9 180V177H14V173H16V177L17 178H15V179H17L18 180V183H20V185L19 184H17V186H10V187H8L7 189H9V188H11V190L13 191L14 189H15V193H17V192H20L21 190H23L24 188H23V184H24V181H26V183H25V186L24 187H26V188H28V189H24L23 191H21L20 193H19V196H20V194L22 195L23 193H24V195H27V193L25 194V192H28V190H31V191H29L28 193L29 194H31V192H32V194H31V196L33 197V200H34V198L36 197L37 198V201H33V202H31L30 200H32V198H31V196L30 197H26V196H24V197H26L27 199L26 200H28V201H25V202H23L24 200H22L23 198H20V200L19 199H17V201L19 200L20 201V203H27L28 205L31 203L33 206H34V204H37V202L39 201V205L42 203V206L40 205V206H35V208L37 207L39 210L41 209H44L45 208V210H38V209H34L33 210V208L34 207H32L31 206V204L29 205L30 206V209H31V207H32V210H33V212L35 213L36 211H39V213L38 212H36L34 215L36 216V218H32V217H34L33 216V213H32V217L31 216H28L27 218L29 219V218H31L30 220H31V222H30V224L31 223H33V225L30 227V224L28 223V225H27V221H29V220H23V222L25 221L26 222V225H25V223H21V221L20 220H22L21 218H23L22 216H24L25 214H24V212H23V214L21 213V211H23V206H22V204H20L19 203V201H18V203H19V205H20V209H21V211H20V209L17 207L16 209H13L14 208V204L17 202H11V198L13 197L12 195V197H10V193L11 192H9V191H11L10 189H9V191H7V189H6V183H5V185L3 184V182L1 181V179H0V182H1V184H0V190H1V188L3 187L4 188V190H3V188H2V190L0 191V202H2L0 205H1V207H0V218H2L0 221L4 224V222H5V224H4V226L6 225V228H4V226L2 225V223H1V226H0V230H2L1 229V227L3 226V228H4V230H5V233L6 234H9V232H10V235L12 236V238H11V236L9 235L8 237L7 236H2V234L4 235L5 233H3L2 231H4V230H2V231H0V234H1V237H3V238H1V239H3V241L1 240V242L3 243L4 241V243H9V244H3V245H1L0 244V246H3V248L5 249H3L2 247H1V249H3V251H1V249H0V261H4L3 263L2 262H0V264H6L7 262L8 263H10V264H15L14 262L16 261V264H19L21 261H24V263L23 264H61L60 262H62V264H63V261H64V259L65 258H67V257H65V256H69V262L67 261V260H65V261H67L66 262V264H73V262L75 263V264H77V262H78V264H83L85 261H86V263L87 264H89V260L88 259H93V264H96V262L95 261H98L97 262V264L99 263V261L100 260H102L101 258H102V256H103V252H108V251H110L108 254H106L105 255V253H104V256L105 257H108L109 255H110V257L109 258H107L108 260H112L111 262L110 261H108L107 259H105V258H103L104 260H107V262L106 261H100L101 263L100 264H114L115 262V255H116V246H117V244H116V238H113V237H116L114 234H115V232H114V225L116 224L115 222H116V216L115 215H111V213L113 214L114 212V210H112L113 209V205H114V193L113 192H110V190L111 191H113L112 189H113V185H112V181H111V179H112V177L110 176L111 175V171H109V169L111 170V156H110V154H108V153H111V148L113 147L112 146V138H113V134H114V113L112 112L113 110H112V108H113V105H114V101H115V99H114V97L111 95V94H109V96H101L100 94V92L99 91H102L101 90V84L99 83V82H101L99 79H97V81H99V82H96V80H95V82H93V84L92 83H90V84H88V86L86 87V84L84 85L85 87H84V89L82 88V87H80V88H78V90L76 91V92H74L75 90H70V91H65V92H67V93H65L64 91H63V89L62 90H55V89H52V91H46L45 93H44V95L42 96V100H40V98H38L37 100L35 99L34 101L32 100V102H31V100L30 99H27L26 97H25V95L24 94H26V91L25 90H23V89H28V87H26V85H28L29 86V82H25V81H27V79L29 78V77H31V72H32V66L34 65V63H31V64H27V65H25L26 63H23V61H19L18 60V58H19V56H18V53H17V48H16V45L13 43V41H15V29L17 30V26H15L16 24H12V25H8L7 23L8 22H11L10 20H6V21H4V19H1V15H0ZM5 22V24H3L4 22ZM58 23V22H60L59 24H57L56 22ZM195 20H192V25H191V23H190V25H191V27H190V25H189V31H192L195 27H196V25L195 24H197V20L194 22ZM63 22V21H62ZM135 22V23H134ZM144 23V24H143ZM195 23V24H194ZM66 24L68 25L67 27H66ZM8 25V26H7ZM57 25H59V27L58 28H63V29H61V30H59L58 28H57ZM62 27H61V26ZM134 25H136V26H134ZM139 25V26H138ZM158 26H160L159 25V23L157 24ZM12 26V27H11ZM14 26H15V29H13L14 28ZM51 28H50V27ZM78 26V25H77ZM77 26L76 27H73V31H75V29H76V31L73 33V35H76V36H74L71 40L73 41L74 40V43H75V40L77 41L78 39H80V40H78V42H81V44L79 45L78 44V42H77V45H75V46H80V48L79 49H81L82 48V50H77V48H75L74 49V47H72V49H71V51L69 52V53H71V55H73V56H77L78 55V53H79V58L80 59H84V57L83 56H85V54L87 53V52H89V49L88 50H85V48L87 49L88 47H87V44L86 43H88L89 41V38L88 37H84V35L82 36L81 34H80V32H78L77 31ZM130 26V27H129ZM157 26V27H158ZM195 26V27H194ZM4 27V29H2ZM12 29H11V28ZM53 27H54V29H53ZM55 27L59 30H55ZM129 27V29H127ZM132 27H135V28H133L132 29ZM5 28H7L6 29V31H4L5 30ZM10 28V29H9ZM50 28V29H49ZM75 28V29H74ZM8 29H9V31H11V30H13L12 32H9L8 31ZM191 29V30H190ZM52 30V31H51ZM57 31V32H55V31ZM3 31V32H2ZM53 31H54V33H56V34H54L53 33ZM69 31V30H68ZM132 31H134V32H132ZM136 31H137V33H136ZM130 32V33H129ZM138 32H140V33H138ZM13 33V34H12ZM47 33V34H46ZM9 34V37H7V35ZM11 35V36H10ZM47 35H49L48 37H47ZM72 35V36H73ZM80 35V36H79ZM135 35V36H136ZM56 36H57V38H56ZM128 36V37H129ZM139 36V35H138ZM3 37V38H2ZM6 37V38H5ZM11 37H13V38H11ZM46 38V39H45ZM84 38V40H86V39H88L87 40V42L85 41V43H84V41L82 40V39ZM3 39H5V40H3ZM8 39H11L10 40V42L8 41ZM7 40V41H6ZM13 40V41H12ZM5 41V42H4ZM45 41V42H46ZM142 41L143 40H139L138 42H139V44H141V45H144V43L142 44ZM138 42H136L137 44H138ZM141 42V43H140ZM7 43V44H6ZM11 43V44H10ZM52 43H55V41H53ZM84 43V44H83ZM164 44L165 45H167V43L164 41ZM10 45V46H9ZM13 45V46H12ZM85 45V46H84ZM252 45V43H250V45H248V46H250V48L248 49V47H247V50H249V51H245V52H243V51H241V54L242 55H240L239 56V54H237L236 55V57L238 56V58L236 59V57H235V55L232 57V56H230V55H227L228 54V52L226 53V52H222L221 54H220V52L221 51H218L217 49H215V53H214V55L216 56L218 53H217V51L219 52V55H217L216 56V60L215 61H217L218 60V62H216L215 64H217L216 66H217V68H216V70L218 69V71H216L217 72V74H220L219 72H220V70L222 71V70H224V71H222L221 72V76H218V77H223L221 80H220V82H221V84L223 83V85L224 84H229V86H227V85H225L226 87H230L228 90V93H229V95H228V98L231 96V94L232 93H235L234 92V90L236 91V93H235V96H234V94H233V97H231V99L229 98V100H227V101H232V102H229L230 103V106H232L231 108H233V107H235L234 109V113L236 112V114L238 115L240 112L239 111H241V112H244V116L245 117H248V118H245V117H243V115L241 116V114H239V116L240 117H242V118H245V119H247V121L248 122H246V120H244V119H242V118H239V117H237V115H236V119H235V123L236 122H238V124H239V126H243V125H245L246 127H244V128H247V129H250V131H252V130H254L255 129V127L256 126H258L256 129H258L259 127H261V129H262V131H260V130H257V131H252L254 134H259V132L261 133H263L262 135L261 134H259V135H261V136H264V132H263V130H264V121H262L261 120V118L258 116L257 118H256V116L255 115H258V112H259V109H261L262 108V106H259L260 105V102H261V98L259 97V94H257L258 92H257V90H256V86H255V84L253 85L254 87H255V90H254V88L252 87V85H248V83L246 82L245 84H244V82L242 83V85L239 83L238 84V86L236 85V83H238V82H241V81H244L245 79H243V78H245V74H246V72H244V68H242L241 66L243 65V64H241L242 62H243V60L244 61H246L247 62V64L248 65H251V67L255 70V69H258L257 71H260V72H262L263 73V71H264V40L263 41H261V43H259L257 46H251ZM261 45V46H260ZM7 46H9V49H8V47ZM82 46V47H81ZM84 46V47H83ZM16 48V50L15 51H13L12 50V52H10L11 51V48ZM253 47V48H252ZM255 48V49H254ZM83 49H84V51H86V53L83 51ZM219 49V48H218ZM245 49V48H244ZM253 49H254V51H253ZM73 50H75V51H73ZM246 50V49H245ZM7 51H9V52H7ZM14 52H16L17 54H15ZM75 52V53H74ZM84 52V53H83ZM246 52H247V54H246ZM8 53L10 54V55H8ZM13 53H14V55H13ZM77 54V55H76ZM88 54L89 53H87V55H86V58L84 59V61L86 60H89L90 59V55L88 56ZM223 54V55H222ZM11 55H13V56H11ZM83 55V56H82ZM222 55V56H221ZM3 56V57H2ZM8 56V57H7ZM9 56H10V58H9ZM227 56H230V57H232L230 60H228L227 61V58L229 59V57H227ZM15 57H17V59L15 58ZM89 57V58H88ZM165 57H166V55H165ZM169 59H167V58H165L164 59V63L166 62V66L169 68H171V67H176V66H178V64H180L181 66H183L182 64H183V62L185 61L184 60V57L183 56H173V55H168L167 56ZM171 57V58H170ZM174 57V58H173ZM179 57V58H178ZM218 57V58H217ZM7 58V59H6ZM222 58V59H221ZM223 58H224V60H225V58H226V60L224 61L223 60ZM234 58V59H233ZM16 61H15V60ZM20 59V58H19ZM167 59V60H166ZM170 59H173V60H170ZM183 59V60H182ZM215 59V58H214ZM21 60V59H20ZM95 60V62H94V64H93V66L94 65H97V59H91L89 62L91 63V65H92V63H93V61ZM180 62H179V61ZM223 60V61H222ZM4 61H6V63L4 62ZM18 61V62H17ZM172 61V63L170 64L169 62H171ZM183 61V62H182ZM242 61V62H241ZM3 64H2V63ZM21 62V64H19ZM174 62L177 64H174ZM12 63V64H11ZM17 63L19 64V66H21V67H19V68H21V69H19L18 70V65H17ZM227 63V64H226ZM244 63V62H243ZM174 64V65H173ZM241 64V65H240ZM30 65V66H29ZM170 65V66H169ZM2 66H4V68L2 67ZM23 66H27L26 68L25 67H23ZM42 66V65H41ZM39 64L37 65V64H35L34 65V68H33V71L35 70V68H37L34 72H36L37 70L39 71L41 68V67ZM29 67V68H28ZM39 67V68H38ZM185 67V66H184ZM198 67V66H197ZM28 68V69H27ZM23 69V70H22ZM28 70V72H30V74H28V72H27V70ZM240 69H241V71H240ZM17 70V71H16ZM20 70H22V72L23 73H25L26 74V76H25V74H23ZM225 70H227V71H225ZM262 70V71H261ZM14 72V74H12L13 72ZM24 71H26V72H24ZM37 71V72H38ZM229 71V72H228ZM21 72V73H20ZM225 72V73H224ZM240 72L242 73V72H244L245 74L243 75V73L240 75ZM5 73V74H4ZM16 73H17V75H16ZM228 73V74H227ZM11 76H10V75ZM222 74H225L224 76L222 75ZM7 75H8V77H7ZM17 77H16V76ZM22 75H24L23 77H25V81L21 78L22 77ZM27 75H28V78H26L27 77ZM244 77H243V76ZM4 76V77H3ZM9 76H10V78H9ZM15 76V77H14ZM21 76V77H20ZM242 78V80H240V81H238L239 79L238 78H240V77ZM12 77H14V78H12ZM19 77H20V79H19ZM230 77V78H229ZM11 78H12V81L14 80L15 82H12L11 81ZM240 78V79H241ZM22 79V80H21ZM30 79V78H29ZM28 79V81H30ZM16 80H19V81H16ZM194 81H195V79H194ZM193 81V82H194ZM16 82H18V83H16ZM25 82V83H24ZM196 82V81H195ZM25 85H24V84ZM96 83V84H95ZM194 84L195 83H192L191 84V87H192V85H193V87H192V89L194 88ZM246 86V84H247V86L246 87H248L249 89H246V88H243L242 89V87L244 86V85ZM249 84H253V83H249ZM94 85V86H93ZM98 85H100V86H98ZM236 85V86H235ZM24 86V87H23ZM241 86V87H240ZM250 86V87H249ZM235 88V89H233L232 90V93L230 94V89H232V88ZM240 87V88H239ZM90 88H92V89H90ZM99 88H100V90H99ZM252 88V89H251ZM11 89H15V88H11ZM87 89V90H86ZM98 89V90H97ZM242 90V91H240V92H238L239 90ZM244 89H246V90H244ZM49 90H51V89H49ZM53 90H55L56 92H53ZM80 90H82L81 92H80ZM250 90H254V91H251V92H249ZM21 91V89L18 91V93ZM60 91V92H59ZM73 91V92H72ZM94 91H97L98 93L96 94V92L94 93ZM193 91L194 90H191V92H192V94H193ZM247 92L248 93V95L246 96V97H248L247 99V101H245L246 99H241L245 94H244V92ZM9 92H11V90L9 91ZM49 92H53V93H49ZM58 92V94H56ZM64 94H63V93ZM68 92H70V93H68ZM83 92H85L84 94H82ZM88 92V93H87ZM91 92V93H90ZM17 93V94H18ZM46 93H48V95L46 94ZM80 93V94H79ZM91 97V95H92V100H91V98L87 95V94ZM100 93V94H99ZM239 93V94H238ZM256 93V94H255ZM46 94V95H45ZM50 94H51V96H50ZM61 96H60V95ZM63 94V95H62ZM71 96H70V95ZM76 94V95H75ZM81 94H82V96H81ZM191 94V93H190ZM242 96H241V95ZM19 95V94H18ZM55 95V96H54ZM57 95V96H56ZM67 95V96H66ZM75 95V96H74ZM83 95H84V97H83ZM94 95V96H93ZM237 95H239L238 97H237ZM249 95L251 96V95H253V96H251V98L249 97ZM60 96V97H59ZM67 97L66 99L65 98H62V97ZM72 96H73V98H72ZM192 96V95H191ZM258 96V98H256ZM3 95H2V98H1V95H0V101L1 102H3ZM48 97V98H47ZM55 97V98H54ZM58 97V98H57ZM78 97V98H77ZM88 97V98H87ZM102 97V98H101ZM235 97V98H234ZM245 96L243 97V98H246ZM6 98V97H5ZM21 98V99H20ZM46 98V100H44V99ZM59 98L61 99V100H59ZM72 98V100H70ZM75 98V99H74ZM80 98H81V100H80ZM114 100H113V99ZM234 98V99H233ZM16 99V100H15ZM17 99H19V101L21 102V100H22V102H21V104L23 103V99L26 101V100H30L29 102H31V103H27V102H25L24 103V105H22V106H24V109L22 110V106L20 107H18V109L17 110H15V109H13V107H14V105L16 106V108H17V104L19 103V101L17 100ZM48 99V100H47ZM53 99H56V100H54L53 101ZM63 99H65L66 101H64ZM79 100V102L78 101H75V100ZM94 99V100H93ZM98 99L100 100V99H102V100H100L101 102H99L98 101ZM107 99H108V101H107ZM109 99H111V101L109 100ZM194 99H196L195 101L196 102H202V100L201 99H199L198 97H196V96H194ZM252 101H251V100ZM257 99H259V100H257ZM51 100H52V102H51ZM87 100H89V101H87ZM96 100L99 102L98 104L96 103ZM105 100V101H104ZM234 100V101H233ZM5 101V100H4ZM42 101V102H41ZM43 101H45L44 103H43ZM63 102V103H60V102ZM69 101V102H68ZM70 101H72V102H70ZM74 101V102H73ZM95 102L96 104H91V102ZM111 103H110V102ZM112 101H113V103H112ZM254 101V102H253ZM259 101V102H258ZM16 102H17V104H16ZM55 102H57L56 104H60L59 106H57L56 104H55ZM59 102V103H58ZM90 103V105H88V104H85V103ZM102 102H109L108 104H106V103H104L103 104V106H105V107H103L101 104H102ZM245 102V103H244ZM248 102V104H246ZM252 102V103H251ZM15 103V104H14ZM36 103V104H35ZM45 104L46 103V105H43V107L42 108H40L39 109V107H41L42 106V104ZM47 103H49V104H47ZM53 104L52 106H51V104ZM72 103H74V104H72ZM75 103H78V104H75ZM82 105H81V104ZM84 103V104H83ZM234 105H233V104ZM255 103H257V104H255ZM62 104H64L63 106H62ZM67 104V105H66ZM72 104V105H71ZM259 104V105H258ZM18 105H20V103L18 104ZM26 105V106H25ZM29 105V106H28ZM35 105H38V106H35ZM49 107H48V106ZM92 105L94 106V107H96L97 108V110L98 111H96V113L97 112H99V114L96 116V113H95V110H96V108H92V109H89V108H91L92 107ZM99 105V106H98ZM110 105H111V107H110ZM246 105V106H245ZM258 105V106H257ZM32 106V107H31ZM34 106V107H33ZM61 106V107H60ZM66 106V107H65ZM76 106H78V107H76ZM80 106H81V108H80ZM82 106H83V108H82ZM90 106V107H89ZM236 106L239 108H242V110L241 109H239V111H238V109L236 108ZM35 107H37V108H35ZM46 107V108H45ZM54 107V108H53ZM57 107H60L61 109H58ZM68 107V108H67ZM74 107H76V108H74ZM86 107H89V108H86ZM99 107V108H98ZM102 107V108H101ZM261 107V108H260ZM21 108V109H20ZM47 108H49V109H47ZM62 108H64L63 110H62ZM79 108V109H78ZM84 108H86V109H84ZM212 108V109H211ZM210 108V105L208 106V105H206L204 108H202L203 110H201L202 112V114H203V116H202V114H201V118H203V121H204V119H206V121L207 120H209L210 118V121L212 120V118H213V116H214V113L212 112V111H216V110H218V107H211ZM259 108V109H258ZM28 109V110H27ZM35 109V110H34ZM39 111H38V110ZM67 111H66V110ZM88 109V110H87ZM100 109H103L104 110V112L102 111V110H100ZM214 109V110H213ZM220 109V108H219ZM27 110V111H26ZM45 110V111H44ZM63 112H62V111ZM74 110V111H73ZM78 110H80V111H78ZM102 112V113H100V111ZM108 112H107V111ZM212 110V111H211ZM237 110V111H236ZM26 111V112H25ZM49 111V112H48ZM56 111V112H55ZM59 111V112H58ZM78 111V112H77ZM14 112V113H13ZM18 112V113H17ZM37 112V113H36ZM48 112V113H47ZM51 112V114H49ZM64 113V117L63 116H60L59 114H61L62 115V113ZM68 112V113H67ZM81 112H83V113H81ZM239 112V113H238ZM257 112V113H256ZM70 113V114H69ZM90 113V114H89ZM113 113V114H112ZM48 114H49V116L51 117V119H49L50 117L48 116ZM54 114H56V115H54ZM243 114V113H242ZM251 114V117L249 116ZM90 115V116H89ZM95 115V116H94ZM102 115V116H101ZM104 115V116H103ZM247 115V116H246ZM253 115V116H252ZM57 116L59 117V118H57ZM68 116V119L66 118L65 119V121H63L64 120V118L65 117H67ZM70 116H71V118H70ZM93 116H94V119H93ZM255 116V117H254ZM30 117V116H29ZM37 117V116H36ZM53 117H55V118H53ZM61 117V118H60ZM63 117V118H62ZM89 117H91V120L90 119H87V118ZM109 117V118H108ZM46 118V119H45ZM47 118H48V120H47ZM53 118V119H52ZM78 118H80L78 121H75L76 119H78ZM84 118H86L85 120H83ZM250 118V119H249ZM255 118V119H254ZM34 119V118H33ZM60 119V120H59ZM71 121H70V120ZM75 119V120H74ZM110 119H112V120H110ZM239 119L241 120V123H240V121H239ZM254 119V120H253ZM46 120H47V122H46ZM55 120H56V124H55ZM62 120V121H61ZM80 120H82L83 121V123H82V121H80ZM243 120H244V122H243ZM14 121V120H13ZM35 121V120H34ZM54 122V123H52V122ZM70 121V122H69ZM87 121H88V123H87ZM103 121H105L106 123H107V125H106V123L105 122H103ZM206 121H204L205 123H207ZM210 121H209V123H210ZM258 121V122H257ZM259 121H260V123H259ZM15 123L17 122V121H14ZM45 122V123H44ZM52 123V125L50 124V123ZM81 122V123H80ZM112 124H111V123ZM245 122L246 123H250L249 125H250V127H248L246 124H245ZM257 122V123H256ZM262 122V123H261ZM19 123V122H18ZM62 123H65V124H63V127H61V125H62ZM87 123V124H86ZM89 123H91V124H89ZM93 123V124H92ZM251 123H253L252 125H251ZM257 124V125H255V124ZM258 123H259V125H258ZM21 124V123H20ZM47 124V125H46ZM49 124V125H48ZM66 124H68V125H66ZM74 124V125H73ZM79 124V125H78ZM82 124V125H81ZM237 124V123H236ZM241 124V125H240ZM263 126H261V125ZM22 125V124H21ZM65 125V126H64ZM88 125V126H87ZM104 125H106V126H104ZM43 126V127H42ZM46 126V127H45ZM47 126H48V129H47ZM84 126H85V128H84ZM91 126V127H90ZM95 126H96V128H95ZM112 126V127H111ZM251 126H252V128L254 127V129H251ZM40 128V131H39V129L38 128ZM45 127V128H44ZM56 127V129H54ZM58 127V128H57ZM81 127L83 128V130L81 131ZM89 127V128H88ZM240 127V128H241ZM42 128L43 129H45V131L43 130L42 131V133L43 132H46V134L45 133H43V134H41V130H42ZM64 128H66V129H64ZM72 128V129H71ZM74 128V129H73ZM88 130H87V129ZM108 128V129H107ZM109 128H111V129H109ZM243 128V127H242ZM29 129L31 130V129H33V130H37V132H35V131H29ZM80 129V131H78ZM64 130V131H63ZM53 131V132H52ZM91 131H92V133L94 134L95 133V135H97L96 136V139H95V136L93 135L92 136V133H91ZM93 131H95V132H93ZM98 131V132H97ZM259 131V132H258ZM77 132H79L78 134H77ZM80 132H82V134L80 133ZM255 132H257V133H255ZM23 134L25 133V131L24 132H22ZM50 133H51V135H50ZM54 133V134H53ZM64 133V134H63ZM72 133H74V134H72ZM97 133V134H96ZM112 133V134H111ZM50 136H49V135ZM56 134H57V136L58 137H60L59 139L57 138V136H56ZM72 134V135H71ZM108 134V135H107ZM46 135V136H45ZM71 135V136H70ZM79 135V136H78ZM81 135L83 136V137H81ZM89 135L91 136V137H89ZM26 136L29 138V136L32 138L31 139V142H27V141H30L29 139H27L26 138ZM70 136V137H69ZM87 136V137H86ZM106 136H109V137H106ZM1 138H0V140L2 141H0V145H1V147H2V150L0 149V153H2L3 152V148H4V139L6 138V137H3V135L2 136H0ZM49 137V138H48ZM51 137V138H50ZM67 137H69V138H67ZM79 137V138H78ZM94 137V139H95V141H96V143H95V141L94 142H92L91 143V141H93L92 140V138ZM112 137V138H111ZM36 138V139H35ZM38 138V139H37ZM45 138V139H44ZM67 138V139H66ZM81 138V139H80ZM84 138V139H83ZM262 138L263 137H261V140H262ZM39 139H41V140H39ZM50 141H49V140ZM56 139H57V141H56ZM86 139V140H85ZM6 140V139H5ZM46 140V141H45ZM264 140V139H263ZM40 141H42V142H40ZM47 141H49L48 143H47ZM53 141V143L52 144H55V145H50L51 143L50 142H52ZM60 141H61V143H60ZM70 141V142H69ZM73 141V142H72ZM77 141L79 142V143H77ZM84 141H85V143H84ZM103 141V142H102ZM39 142V143H38ZM46 144H45V143ZM56 142V143H55ZM58 142V143H57ZM69 142V143H68ZM111 142V143H110ZM264 142V141H263ZM4 143V144H3ZM28 143V144H27ZM30 143H31V145H30ZM81 143V144H80ZM96 144V147H95V144ZM99 143H101V145L99 144ZM25 144H27L26 146H25ZM36 144H37V146L38 147H36ZM40 144V145H39ZM45 144V145H44ZM57 144V145H56ZM65 144H67V145H65ZM72 144V145H71ZM75 144H77V145H75ZM92 144H93V146H92ZM109 144H111V145H109ZM30 145V146H29ZM33 145V146H32ZM44 146V151L46 152L45 154H44V151H43V146ZM62 145H63V147H62ZM69 145H71V146H69ZM263 145H264V143H263ZM27 146H29V147H27ZM48 146V147H47ZM49 146H51V147H49ZM59 146V147H58ZM66 146H69L68 148L66 147ZM75 146H76V148H75ZM0 147V148H1ZM27 149L26 151H25V148ZM33 147V148H32ZM39 147H40V149H39ZM74 147V148H73ZM109 147V148H108ZM264 147V146H263ZM28 148H31L30 150L28 149ZM48 148H50V150L48 149ZM61 148V149H60ZM6 149V147L4 148V151H7V149ZM42 149V150H41ZM54 149V150H53ZM111 149V150H110ZM40 150V151H39ZM49 150V151H48ZM51 150H52V152H51ZM65 150V151H64ZM73 150V151H72ZM233 150V149H232ZM24 151V152H23ZM33 153H32V152ZM38 151V152H37ZM54 151H56V152H54ZM67 151V152H66ZM72 151V152H71ZM76 151L78 152V153H76ZM102 151V152H101ZM109 151V152H108ZM27 154H26V153ZM36 152V155L34 154ZM42 152V153H41ZM50 152V154H48ZM54 152V153H53ZM63 152V153H62ZM76 153V157L74 156V154L73 153ZM33 155H32V154ZM53 153V154H52ZM58 153H59V155H58ZM62 153V154H61ZM70 155H73V157H75V158H72V156L69 158V160H68V158H66V155L68 156L69 154ZM84 154V155H86L85 157H84V155H81V154ZM102 153V154H101ZM103 153H104V155H103ZM23 154V155H22ZM44 154V155H43ZM54 154H55V158H54ZM234 154H235V151H234ZM13 155V156H12ZM28 155V156H27ZM31 155V156H30ZM38 155H39V157H38ZM50 155V156H49ZM53 155V156H52ZM80 155V156H79ZM106 155V163H108L105 167H103L102 168V166L100 167V166H97L98 164H100L101 165V161L104 159V157H102V156H105ZM14 156H15V158H14ZM26 156H27V158L30 156V157H32V158H28V160H27V158H26ZM34 156V157H33ZM35 156H36V159H34L35 158ZM42 156V157H41ZM61 156L63 157V158H65L67 161H65L64 159L62 160V158H61ZM230 156V157H229ZM228 156V158H231L232 159V157L234 158V155H233V153L232 154H230ZM235 156H236V154H235ZM22 157H24V158H22ZM40 157H41V159H40ZM80 157V158H79ZM81 157H82V159L84 158V161L86 160V162L84 163L83 162V160L81 159ZM37 158L39 159L38 161H37ZM50 158H52V159H50ZM57 158V159H56ZM72 158V159H71ZM77 158V159H76ZM79 158V159H78ZM86 158V159H85ZM243 158V157H242ZM241 158V159H242ZM244 158H247V157H244ZM243 158V159H244ZM248 158H249V161H248ZM248 158H247V161L246 162H244L245 164L243 165V159H242V161L240 162V160L239 161H236V163H235V161L234 160H232L234 163H232V166L230 167V165H231V159H230V161H228L229 162V166L227 167V165L225 166V167H223V171L222 170H220L218 167H217V170L219 171V172H221V173H218V171L217 170H214L215 171V174H214V176L215 177H217V176H219L220 174H222V172H224V171H226L229 167H230V169H228L227 171H226V174H228V173H231V175L232 174H236L237 175V179H239V180H243V181H241V182H239L238 180H236V182L235 181H231V182H235L234 184L233 183H231V182H229L228 184H227V187H228V189L231 187V189H230V191L231 192H235V194L237 193V191L236 190H238V195L236 194V196H234V195H231V196H234V197H228V196H226V194L227 193H229V192H225L226 194H224V197L222 196L221 198H214V197H212V199L210 200V204L214 207V208H216V209H214L213 208V211L215 210L216 211V213L218 214L219 212H221V213H219L218 215H219V220H220V223L222 224V225H224L225 227L227 226L228 228H224V229H226V233L229 235V233H234V234H232V235H238V233L240 234V231H241V229L243 230V228H244V225L243 224H239V222H237V221H235L234 220V222L237 224V227H236V224L232 221L233 219H231V218H228V217H222V215H224V214H222V212L223 211H227L228 209H230L231 207L233 208L235 205L233 204L234 202L233 201H235L236 200V198H239L240 197V194L239 193H241L240 191L242 190L241 188H244V184H245V181H244V179L246 178V177H248V174H253V172L256 170L254 167L256 166L255 165V162H254V165H253V162H252V157H250V156H248ZM250 158H251V160H250ZM22 159V160H21ZM48 159H50V160H48ZM55 159V160H54ZM71 159V160H70ZM33 160H35V163H37V164H35L34 163V161ZM45 160V161H44ZM58 160H60L61 162H57ZM83 162L85 165H86V167H85V165L83 164V163H81V164H83L82 166H81V164H79L78 162ZM108 160V161H107ZM21 161V162H20ZM28 161V162H27ZM41 162V164H40V162ZM43 161V162H42ZM48 161V162H47ZM65 161V162H64ZM252 163H251V162ZM21 164H23V165H21ZM25 164H24V163ZM29 162H30V164H29ZM57 162V163H56ZM64 162V163H63ZM100 162V163H99ZM249 164H248V163ZM52 163H54V164H52ZM66 163H68L69 164V166L68 167H71V165L73 164V167H74V173L71 171V174L68 172V175H70L69 176V178H68V176H67V178L68 179H70L71 181H69L67 178H66V176L64 175L65 173H64V171L66 172V174H67V170H73L72 169V167L71 168H69L68 169V167H67V165H66ZM79 164V167H78V164ZM242 163V164H241ZM7 164V165H9V166H5V165ZM13 164V165H12ZM19 164V165H18ZM42 165V166H39V165ZM46 164H47V166H46ZM52 164V165H51ZM56 164V165H55ZM238 164V165H237ZM241 164V165H240ZM12 165V166H11ZM33 165V166H32ZM45 165V166H44ZM61 165H63L62 167H64V166H66L67 168H66V170L65 169H63L62 167H60ZM77 165V166H76ZM110 165V166H109ZM242 166L241 168H239L240 170L241 169H243L242 171H244V176L245 177H243V174H241V176H242V178H241V176L239 175V172H241V171H239V169H238V171H237V168H238V166ZM251 165V166H250ZM11 166V167H10ZM34 166H35V168H34ZM55 166V167H54ZM82 168H81V167ZM253 166V168H251ZM9 167V168H8ZM22 167L27 171H24L23 169H22ZM58 167H60V168H58ZM85 167V168H84ZM89 167V168H88ZM97 167V168H96ZM27 168H28V170H27ZM34 168V169H33ZM39 168V169H38ZM42 168V169H41ZM47 168V169H46ZM52 168V169H51ZM80 168H81V170H80ZM85 170H84V169ZM86 168H88V169H86ZM221 168V167H220ZM226 170H225V169ZM12 169V170H11ZM17 169V170H16ZM62 169V170H61ZM97 169V170H96ZM104 169V170H103ZM108 169V170H107ZM8 170V171H7ZM15 172H14V171ZM76 170V171H75ZM79 170V171H78ZM86 170H87V174H86ZM102 170V171H101ZM235 170V171H234ZM32 171H33V173H32ZM35 171H38V172H35ZM51 171V172H50ZM55 171V172H54ZM56 171H57V173H56ZM61 171V172H60ZM101 171V172H100ZM217 171V172H216ZM228 171H230V172H228ZM0 172H1V170H0ZM9 174H8V173ZM25 172V173H24ZM28 172H31V173H29V174H27ZM42 172V173H41ZM58 172H59V174H58ZM77 172H78V174H77ZM81 172V173H80ZM82 172H83V174H82ZM102 173V176H101V174H99V173ZM104 172H106L107 174L105 175V179H106V181H104L103 182V180L101 179V177L103 178V175H104ZM252 172V173H251ZM50 173L52 174V175H50ZM64 173V174H63ZM13 174V175H12ZM25 174V175H24ZM37 174V175H36ZM54 174H56V175H54ZM81 174V175H80ZM99 174V175H98ZM217 174H219V175H217ZM224 174H225V172H224ZM3 175H5V176H3ZM9 177H8V176ZM19 175V176H18ZM22 175H24V176H22ZM35 175V176H34ZM40 175V176H39ZM43 175V176H42ZM48 175V178H46V176ZM62 176V178H64V179H62V180H56V179H59L57 176ZM78 177H77V176ZM80 175V176H79ZM84 175V176H83ZM86 175V176H85ZM99 176V177H94V176ZM247 175V176H246ZM254 175V174H253ZM253 175H251V177L253 176ZM25 176H27V177H30L29 179H30V181H32V183H30V181H29V179L27 178V177H25ZM39 176V177H38ZM55 176V177H54ZM72 176H73V180H72ZM74 176H76L75 178H74ZM110 176V177H109ZM221 176H224V178L226 177V179L228 178V177H230L231 178V180H232V177H233V175L232 176H230V174H228V177L226 176V175H220L219 177H220V179H221ZM238 176H240L239 178H238ZM3 177V178H2ZM23 177V178H22ZM34 177V178H33ZM44 177V178H43ZM54 177V178H53ZM81 179H80V178ZM219 177H217V178H219ZM250 177V176H249ZM19 178V179H18ZM22 178V179H21ZM34 179V180H32V179ZM40 178V179H39ZM76 178H78V179H76ZM93 178H95L94 180H95V182H96V180H97V183H95L94 182V184H93ZM101 179V181L99 180V179ZM107 178H108V181H107ZM109 178H111V179H109ZM223 178V177H222ZM223 178V179H224ZM230 178L228 179V180H230ZM47 179V180H46ZM53 179H55V180H53ZM67 179V184L64 186L63 185V187H64V190H65V193L63 194V192H64V190H63V187H61L62 189H60V186L59 185H57V184H60L61 186H62V184H64V181L63 180H66ZM74 179H75V181H74ZM19 180H20V182H19ZM21 180H23V181H21ZM36 180H37V185H35L36 184ZM42 182H41V181ZM46 180V181H45ZM53 181V183L51 184L50 182H52ZM55 181H57V182H55ZM59 181V182H58ZM62 181H63V183H62ZM74 181V182H73ZM76 181H77V187H76ZM22 182H23V184H22ZM39 182V183H38ZM43 182H45L44 184H43ZM70 184H69V183ZM73 182V183H72ZM106 182V183H105ZM108 182V183H107ZM111 182V183H110ZM244 182V183H243ZM10 183V184H9ZM9 183H7L8 184V186L9 185H11V182L9 181ZM46 183H47V186H46ZM21 184H22V187H21ZM27 184V185H26ZM33 184L35 185L34 187H32L33 186ZM41 184H43V185H41ZM51 184V185H50ZM74 184V185H73ZM97 184V185H96ZM98 184H101V185H98ZM103 184V185H102ZM230 184V185H229ZM232 184V185H231ZM4 185V186H3ZM16 185V184H15ZM71 185V186H70ZM238 185V186H237ZM28 186V187H27ZM58 186V187H57ZM72 186H74L73 187V189H72ZM96 188H95V187ZM232 186H234V187H232ZM20 188V189H17V188ZM30 187H32V188H30ZM39 187H40V189H39ZM43 187H45V188H43ZM78 187H80L78 190H77V188ZM92 187H94L93 189H92ZM99 187H101L100 188V190L98 189ZM102 187H104V189L102 188ZM236 187V188H235ZM238 187H241V188H238ZM30 188V189H29ZM33 188H35V189H33ZM59 188V189H58ZM70 188L72 189L71 191H70ZM234 188V189H233ZM6 189V190H5ZM32 189L34 190V192H36L35 194L33 193V191H32ZM39 189V190H38ZM42 189H44V192L43 191H40V190H42ZM76 191H75V190ZM96 189V190H95ZM98 189V190H97ZM108 189V190H107ZM62 191L61 193H60V191ZM82 190V191H81ZM92 190H95V191H92ZM9 192V193H6V194H3L4 192ZM17 191V192H16ZM25 191V192H24ZM42 192L41 193V195H39V193L40 192ZM56 191L57 192H59V193H57L56 194ZM74 191V192H73ZM80 191H81V193H80ZM39 192V193H38ZM68 192H69V195H68ZM76 192H78V193H76ZM87 192V193H86ZM90 192V193H89ZM91 192H93V193H91ZM109 192H110V194H109ZM13 193V192H12ZM11 193V194H12ZM72 193H74V196H73V194ZM88 193H89V195H88ZM95 193V194H94ZM109 195H108V194ZM112 193V194H111ZM8 194H9V197H10V199H8V201H5L4 199V197L6 196V198H7V196H8ZM29 194L27 195V196H29ZM76 194H77V196H76ZM96 194H98L97 196H96ZM102 194V195H101ZM108 195L107 197H105L104 195ZM242 194V193H241ZM3 195H5V196H3ZM37 195V196H36ZM45 195V196H44ZM64 195V196H63ZM67 195V196H66ZM81 195V197H79ZM88 195V197L87 198H89V199H87V198H83L84 196L86 197ZM90 195H92V196H90ZM96 197H95V196ZM99 195H100V197L101 198H103V196H104V198L103 199H101V198H99L98 199V197H99ZM113 195V196H112ZM23 196V195H22ZM73 197V198H70V197ZM75 196H76V198H75ZM8 197V198H9ZM21 197V196H20ZM41 197V198H40ZM57 197V198H56ZM66 197H67V200H64V199H66ZM79 197V198H78ZM111 197V198H110ZM226 197H228L227 199H226ZM2 198V199H1ZM4 198V199H3ZM29 198H31V199H29ZM36 198H35V200H36ZM43 198V199H42ZM46 199V201H44L43 202V200H45ZM54 198V199H53ZM59 198V199H58ZM69 198H70V200H69ZM95 198H96V200H101V201H103L102 203L104 204H96V203H98V201H96L95 200ZM110 198V199H109ZM225 198V199H224ZM234 198V199H233ZM25 199V198H24ZM42 199V200H41ZM49 199V200H48ZM56 199V200H55ZM63 199V200H62ZM73 199V200H72ZM84 199H85V204H83L82 206H81V204L84 202ZM93 199V200H92ZM105 199V200H104ZM53 200V201H52ZM72 200V201H71ZM80 200V201H79ZM88 200V201H87ZM232 201V202H229V201ZM11 203H10V202ZM13 201H14V199H13ZM42 201V202H41ZM55 201V202H54ZM77 201H79V202H77ZM82 201V202H81ZM90 201V202H89ZM112 201V202H111ZM4 202H9V203H6V204H4ZM36 202V203H35ZM62 202L64 203L65 202V205L67 206H65V205H62ZM67 202V203H66ZM76 202V203H75ZM89 204H88V203ZM13 203V204H12ZM60 203V206H62L61 207V209L59 210V208H60V206L58 205V204ZM69 203V204H68ZM94 203V204H93ZM228 203H231V205L232 206H229L230 204H228ZM241 203H243L244 204V202H241ZM10 204H12V206H13V208H11L10 207V209H9V205ZM50 204V205H49ZM52 204H53V206H55V207H53L52 206ZM74 204H75V206H74ZM87 204V206H85ZM2 205H6L5 207H7L9 210L8 211H6L7 210V208L5 209V207L4 206H2ZM8 205V206H7ZM57 205V206H56ZM94 205H96V206H93ZM98 205H102V207H99L98 209H99V211H98V209H97V212H99L98 214H97V216H95V213H91V212H96V208L98 207ZM105 205H106V207H105ZM112 206V208H111V206ZM21 206H22V208H21ZM52 206V207H51ZM59 206V207H58ZM77 206H80L79 208L77 207ZM86 207V208H88V210L86 211V209L84 208V210L82 209L83 207ZM92 206V207H91ZM106 208V209H104V207ZM110 206V207H109ZM2 207L4 208L3 210H2ZM39 207H41V208H39ZM65 207V208H64ZM68 207H69V210H68ZM227 207V208H226ZM50 208V209H49ZM55 209V212H56V214H54L55 212H54V210H52V209ZM63 208V209H62ZM81 208V209H80ZM93 208V209H92ZM102 208V209H101ZM11 209H13L12 210V212L14 211H16V210H18V211H20L19 213L20 214H18V213H16V215H15V213L14 214H12V213H10V214H8L9 212H11ZM66 209V210H65ZM91 209V214H89V215H86L85 216V214H84V212H86V213H89V210ZM217 209L219 210V211H217ZM221 209H223L222 211H221ZM5 210V211H4ZM31 210V211H32ZM58 210H59V212H58ZM71 210H72V212H73V214H72V212H71ZM78 210V211H77ZM100 210H102V214L100 213L101 211ZM8 212L7 214L8 215H11V220H9V217L8 216H5V213L4 212ZM44 211H48L47 212V214L44 212ZM53 211V212H52ZM60 211H61V213L62 214H64V215H62L61 213H60ZM77 211V212H76ZM214 211V212H215ZM44 212V213H43ZM109 212V213H108ZM1 213H3V214H1ZM50 213V214H49ZM52 213V214H51ZM69 213H71V214H69L70 216H67ZM75 213H77V214H75ZM223 213H225V212H223ZM37 214V215H36ZM40 214H42V216L40 215ZM48 214H49V216H48ZM53 214H54V216H53ZM60 214L62 215V216H60ZM102 215V219H100L101 218V216H99V215ZM108 214H110L109 216H107ZM220 214H222V215H220ZM16 216L17 218L19 217V216H17V215H21V217L20 218H18L19 219V225H21L22 224V226H17L16 224H18V223H14L15 221H13L12 219H14L12 216ZM45 215V216H44ZM56 215L58 216L57 218H58V221L57 220H55V221H53L54 219H56ZM76 216V218H74V221L72 222V221H70V219H66V218H68V217H71V216ZM85 217H84V216ZM93 215V216H92ZM26 216V215H25ZM24 216V218L23 219H27L26 217ZM38 216H39V219H37L38 218ZM46 216H48L47 218H49V220H48V223H45L46 221H47V218H46ZM74 216V217H75ZM106 216V217H105ZM115 216V217H114ZM43 217L46 219L45 220V225L47 226V224L48 225H50V228H51V225H53V224H50V223H52V222H55V223H58V226L60 227L61 225V227H63V228H66V225H64L66 222H71L72 224H70L69 223V225H71V226H68L67 225V228L68 227H72L71 229H74V231L73 230H71V229H66L67 230V232L70 230L71 232H73L72 234H71V232H66V236H68V234L69 235H73L74 234V232H75V234H74V236L73 237H75V241L76 242H78V241H83V242H78L79 244H80V246L81 247H84V250H83V248H81L78 244V248L77 249H80L81 248V250L83 251V252H80V251H78V253L76 252L77 251V249H75V251H74V246L72 247V243H71V241H73V240H70L72 237L71 236H68V237H65L64 236V234L62 235L63 237H65L66 238V241H65V239H64V241H63V237H61V236H59V237H61V239L62 240H60V241H62L63 243H65L66 244V246L68 245V244H70L69 245V247L71 246V248H73V249H69L68 247L66 248L67 249V251L65 252H62L61 250H63V249H65L64 248V246H62V242L60 243V241H59V239L57 238L58 236L56 235V234H58L57 233V231H53V232H55L54 234L52 233V232H50L49 230H51L50 228H48V226H47V228L45 229L42 225H43ZM52 217L54 218V219H52ZM63 217H64V219L66 220V222H65V220L63 219ZM66 217V218H65ZM90 217V218H89ZM91 217H92V220L94 219V218H96V217H98L96 220H99V221H101V222H98V224H99V226L101 225V228L99 229V226H97L96 228H95V224H93L94 223V221H92V220H88V218L89 219H91ZM112 217V218H111ZM8 218V219H7ZM40 218H42L41 220H40ZM59 218H62V220L64 221H62L61 220V222L60 223H62L61 225H59ZM72 218V217H71ZM82 218V219H81ZM108 218V219H107ZM223 218H225V219H223ZM227 218V219H226ZM16 219V218H15ZM18 219H16V220H18ZM33 219H35V220H33ZM50 219H52V221L50 220ZM84 219H85V221H84ZM103 219H107L108 220V222H111L112 220V222H111V224H112V228H113V230H112V228H111V224L110 223H108L107 221H103ZM111 219V220H110ZM4 220V221H3ZM40 220V221H39ZM68 220V221H67ZM76 220H77V222H76ZM95 220V219H94ZM223 220H225L226 222H224ZM9 222L8 224H6L7 222ZM34 221H36V222H34ZM39 221V222H38ZM57 221V222H56ZM78 221H80V222H78ZM84 221V225H83V223L82 222ZM88 221H92V222H88ZM104 223H103V222ZM115 221V222H114ZM230 221V222H229ZM13 224H12V223ZM16 222H18V221H16ZM74 222H76V224L74 223ZM86 222V223H85ZM149 222V221H148ZM231 222H233L234 223V225H235V228L237 229L239 226V228L237 229V231L236 230H234V227H233V230H234V232H233V230L231 229V227L233 226V225H231L230 223ZM55 223H54V227L53 228H57L58 226L56 225L55 226ZM88 223V224H87ZM92 224L93 226H94V228L96 229V231H95V229L93 228V227H91V225L90 224ZM115 223V224H114ZM226 223H227V225H226ZM232 223V224H233ZM15 224V225H14ZM77 224H79L78 226L79 227H77ZM87 224V225H86ZM106 224H110V229H109V227H108V225H106ZM228 224L230 225V227L228 226ZM10 225V226H9ZM11 225H12V227H11ZM35 225V226H34ZM38 225V227H36ZM44 225V226H45ZM64 225V226H63ZM82 225V227H80ZM106 227H105V226ZM7 226H9V228L11 229H8V227ZM25 226H28V227H25V229H24V227ZM41 226V227H40ZM45 226V227H46ZM73 226H76L75 228L73 227ZM83 226L85 227L84 229H87V230H83ZM88 228H87V227ZM241 226H242V228H241ZM254 226H259V225H257V223H255V225ZM17 227H19L18 229H17ZM20 227L22 228V229H20ZM91 227V228H90ZM102 227H104V229L102 228ZM27 228V229H26ZM30 228L32 229L31 231H33L34 232V234H33V232H30ZM33 228H38L37 230V232H36V229H33ZM55 228V229H56ZM63 228H58L59 230L58 231H60L61 229H63ZM78 228V229H77ZM90 228V229H89ZM108 229L109 231H108V234H105V233H107V232H105L104 233V231H107V230H105V229ZM8 229V230H7ZM15 229V230H14ZM17 229V230H16ZM42 229V230H41ZM44 229V230H43ZM81 229V232H79V230ZM92 229V230H91ZM101 230V229H103L101 232H99V230ZM150 229V228H149ZM215 229H217V228H215ZM224 229L222 230V232L224 233L225 231H224ZM227 229L229 230H232V231H227ZM19 230H20V232L21 233H18L19 232ZM24 230V232L23 233H25L26 231H28L29 232V234H30V237H31V235H32V237L30 238L29 236H28V238H27V235H28V232H26L27 233V235H26V238H27V240L28 239H31V240H28V241H25L24 239H23V236H24V238H25V234L23 235L22 234V231ZM26 230V231H25ZM54 230V229H53ZM57 230V229H56ZM89 230V231H88ZM98 230V231H97ZM16 231H18L17 233L18 234H20V235H18L17 233H15ZM46 232V231H48V232H50V233H52L51 235H52V237H50L51 235H49L50 233H46V234H48L47 236L49 237V239L50 238H52V239H54V236L58 239V240H55V243L52 241V239H48V238H45V237H47V236H45L46 234H44V232ZM65 230L63 229V232H64ZM78 231V232H77ZM84 231H87L88 232V236H87V232H86V236L88 237V239H86L87 237L86 236H84V233L83 232ZM92 231V232H91ZM97 232L98 234H95L94 232ZM114 233H113V232ZM2 232V233H1ZM13 232V233H12ZM42 232H43V234H42ZM62 231L60 232L61 234L63 233ZM76 232H77V234H78V236H77V234H76ZM103 232V233H102ZM111 232L113 233V234H111ZM141 234H140V233ZM139 232H137L139 235H142V237L144 238V244H145V242H147V241H149L150 240V237L152 236V234L150 233L151 232V229L150 230H144V231H139ZM147 234H145V233ZM221 232V231H220ZM32 233V234H31ZM41 233V234H40ZM59 233V234H60ZM90 233L93 235L94 234V236H97V238L95 237H92L94 240H96V241H94L93 243H91V241H92V239H90L91 237V235H90ZM102 233V236L104 235V236H110V237H104V240H103V244L101 243V241H102V239H101V237L99 236V238L101 239V241H98V240H100L99 238H98V235L99 234H101ZM136 233V231H134L133 232V234L132 235H134L135 237H136V235L138 236V234ZM210 233V232H209ZM211 233H212V231H211ZM210 233V234H211ZM219 233V232H218ZM218 233H216L217 235H218ZM5 234V235H6ZM12 234H14V235H12ZM36 234V235H35ZM39 234L42 236H39ZM82 234V235H81ZM131 234V233H130ZM210 234H202V236L204 235L205 236V238H204V236L201 238V241H200V245L202 246L201 247V249L202 250H204L205 249V251H203V252H205L204 254H202V256L203 257H207L208 258V262L209 263H211V264H215V262L217 261V259L219 258V259H221L222 258V256H223V258H222V261H220V262H222L221 264H226L228 261H229V258H227L228 259V261L227 260H225L226 259V257H228L227 256V254L229 255L230 254V252L232 251H228V249L230 248H232L233 247V245H234V242H233V244L232 243H230L229 244V242H227L226 240H230V239H228V235H226L225 234V236L222 238V239H224V238H227L226 240H224V241H222L221 240V238L219 239V237L215 234V232H213L211 235ZM16 235H17V238H15L16 237ZM23 235V236H22ZM113 235V236H112ZM148 235H150L149 237H147ZM216 235V236H215ZM43 236H44V238H43ZM79 236H80V238L82 237V239H80L79 238ZM84 236V237H83ZM131 236V235H130ZM10 237V238H9ZM38 237H40V239L38 238ZM86 237V238H85ZM112 237V238H111ZM147 239H146V238ZM207 237H209L208 238V240H207ZM4 238H5V240H4ZM10 240H9V239ZM13 238H15V242L12 240ZM25 238V239H26ZM43 238V239H42ZM213 238H214V240H213ZM20 239V240H19ZM80 239V240H79ZM105 239H108V241H110L111 243H109L108 241H106ZM149 239V240H148ZM207 240V242H204L203 240ZM6 240H7V242H6ZM45 240H47V241H45ZM48 240H49V242H48ZM86 240V241H85ZM112 240H114V242H112ZM147 240V241H146ZM205 240V241H206ZM210 240L212 241H215V242H211V243H214V246H216V248L214 249V246H213V244H211L210 243V245L209 246H207L208 244L207 243H209L210 242ZM216 240H221L222 242H221V245H220V241H216ZM9 241V242H8ZM21 242V244H20V242ZM43 241V242H42ZM59 241V243H58V245H60L61 246V248H60V250H59V248H58V246H57V242ZM67 241H68V243H67ZM29 243V245L27 244V243ZM39 242H40V244H39ZM88 242V243H87ZM100 242V243H99ZM104 242H106V243H104ZM204 244H203V243ZM12 243V244H11ZM14 243H16V244H14ZM20 244V246H19V244ZM25 243H26V245H25ZM44 243V244H43ZM55 245H54V244ZM84 243V244H83ZM87 243V244H86ZM91 243V244H90ZM114 243V244H113ZM148 243V242H147ZM203 245H202V244ZM228 243V244H227ZM14 244V245H13ZM18 244V245H17ZM30 244L32 245H34L35 244V246H33L32 245V247L30 246ZM74 244V243H73ZM76 244V243H75ZM97 244V245H96ZM111 244V245H110ZM207 244V245H206ZM219 245V246H217V245ZM223 244V245H222ZM224 244H225V246H224ZM14 246V247H11V246ZM43 245V247H41V249L39 248L40 246H42ZM54 245V247L55 246H57V247H55V248H57V250H59V252L54 248V247H52ZM86 247H85V246ZM88 245H90V247H88ZM93 245V246H92ZM95 245V246H94ZM103 245V246H102ZM115 245V246H114ZM206 247H205V246ZM211 245H212V249H211ZM229 247L227 250H226V248H227V246ZM23 246L25 247V249H22L23 248ZM46 246H48V247H46ZM50 246V247H49ZM76 246V245H75ZM91 246L93 247V250H92V248H91ZM113 247V248H110V247ZM133 246L135 247L134 249L136 250V251H139V248L137 247V245L136 244H134L133 243ZM220 246H224V248H223V252H222V250H220V249H222ZM231 246V247H230ZM9 247H11V248H9ZM16 247V248H15ZM32 249V250H30V248ZM35 247H37L36 248V250H38V249H40L39 250V253H38V251H36V250H34L35 249ZM45 247V248H44ZM217 247H218V249L219 250H217ZM6 248H8L9 250L7 251V249ZM15 248V249H14ZM17 248H20V249H17ZM28 248H29V250H28ZM48 248V249H47ZM86 248V249H85ZM89 249V251L91 252V254L89 253V251H88V249ZM146 248V249H145ZM144 249H145V253H144V250H143V252H142V250H140L139 252V254L138 253H133V251L131 250V253L132 254H134V255H131V257L129 256L130 254H128V253H126V252H124V251H121V254H124V255H122V256H120V259H122L123 261L124 260H126L125 261V263L127 264L128 262H130V263H128V264H135L134 262H136V264H145V261H147L146 262V264H151V263H148V259H147V253H149V252H147V250L149 249V248H147V246L145 247ZM204 248V249H203ZM207 248V249H206ZM45 251H44V250ZM52 249V250H51ZM94 249H97V250H94ZM106 249H109L108 251L106 250ZM113 249V250H112ZM114 249H115V253H114ZM214 249V250H213ZM11 250V251H10ZM15 250V251H14ZM43 250V251H42ZM56 250V251H55ZM69 250V251H68ZM85 250H87V251H85ZM99 250H101V251H99ZM239 250V249H238ZM6 251H7V256L5 255V253H6ZM11 252V254H10V252ZM13 251V252H12ZM29 251H30V253H29ZM47 251L49 252V253H47ZM53 253V251L54 252H56L57 254H54V256L55 255H57V256H55V257H53V254L51 253V252ZM73 251V253L71 254V252ZM85 251V252H84ZM93 251V252H92ZM96 251V252H95ZM135 251V252H136ZM149 251V250H148ZM160 251V253H161V250H159ZM159 251H158V254H159ZM241 252H242V254H245V252L243 253V251L242 250H240ZM8 252H9V254H8ZM37 252V253H36ZM46 255H44L43 253ZM67 252L69 253V254H67ZM75 252V253H74ZM79 252H80V254H79ZM88 254H87V253ZM97 252H98V254H97ZM202 252V253H203ZM219 252H221L220 254H219ZM234 254H236L235 255V259L236 260H238L237 259V255H240V256H238V258H240V260L242 259H244L243 257V255L241 254V252H238V251H236V249L235 250H233L232 251ZM231 252V253H232ZM237 252L238 253H240V254H237ZM12 253H14L13 255H12ZM34 253V254H33ZM42 253V254H41ZM63 253H65V254H63ZM82 253H84V254H82ZM114 255H113V254ZM208 253H211V254H209V256H207L208 255ZM222 253H224L223 255H222ZM39 256H38V255ZM51 254V255H50ZM61 254H63V256L61 255ZM74 254H79L80 255V257H79V255L77 256V255H75L74 256ZM141 254H144V256H142ZM146 254V255H145ZM9 255H11V256H9ZM17 255V257H16V259H14L13 260V258H15L14 256H16ZM19 255H20V259L21 260H19ZM32 255V256H31ZM35 255H37L39 258H40V260H39V258H36V256ZM58 255L60 256V257H63V258H58ZM89 255H92V256H89ZM102 255V256H101ZM113 255V256H112ZM127 255V256H126ZM138 255V256H137ZM140 255V256H139ZM218 255V256H217ZM219 255H220V257H219ZM245 255H247V254H245ZM5 256V257H4ZM49 256V257H48ZM76 256H77V259H79L80 258V260H76ZM81 256H82V258H81ZM85 256H88L86 259L84 258ZM96 256V257H95ZM213 256H214V258H213ZM9 257V258H8ZM30 257V258H29ZM75 257V258H74ZM101 257V258H100ZM123 257V258H122ZM138 257H139V259H138ZM141 257L144 259V257L147 259H144V260H142L141 259ZM211 257H212V259H211ZM218 257V258H217ZM247 257H248V255H247ZM247 257H245V260H243V263H244V261H245V263L248 261V258ZM23 258H25V259H23ZM26 258H27V262H26ZM51 260H50V259ZM73 258V259H72ZM129 258V259H128ZM132 258V259H131ZM247 258V259H246ZM17 259H18V261H17ZM23 259V260H22ZM32 259V260H31ZM49 261H48V260ZM53 259V260H52ZM63 259V260H62ZM83 261H82V260ZM113 259H114V261H113ZM135 259V260H134ZM7 260H10V261H7ZM59 260H62V261H60L59 262ZM73 260V261H72ZM74 260H76V262L74 261ZM212 260V261H211ZM226 262H225V261ZM235 260V262H241V263H239V264H243L242 263V260L240 261V260H238V261H236ZM51 261H54L53 263H51ZM80 261H82L81 263H79ZM92 261V260H91ZM132 261V262H131ZM211 261V262H210ZM70 262H72V263H70ZM139 262V263H138ZM141 262V263H140ZM224 262V263H223ZM22 263V262H21ZM20 263V264H21ZM65 263V262H64ZM86 263H84V264H86ZM217 263L218 264H220L218 261H217ZM90 264H92V263H90ZM236 264H238V263H236Z\"/></svg>",
    "mask_w": 264,
    "mask_h": 264
}]
</instances>
